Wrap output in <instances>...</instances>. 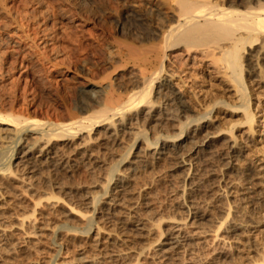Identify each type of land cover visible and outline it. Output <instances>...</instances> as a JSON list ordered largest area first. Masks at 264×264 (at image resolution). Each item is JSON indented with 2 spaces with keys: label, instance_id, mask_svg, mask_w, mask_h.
Listing matches in <instances>:
<instances>
[{
  "label": "rangeland",
  "instance_id": "374dc122",
  "mask_svg": "<svg viewBox=\"0 0 264 264\" xmlns=\"http://www.w3.org/2000/svg\"><path fill=\"white\" fill-rule=\"evenodd\" d=\"M74 1H75V3L77 5H79L80 1H82V0H74ZM74 1L73 0H63V1L62 0L61 1H59V0H25V1L24 0H0V5H1L0 6V42H2L1 44L3 45V46L1 45V47H2L3 52H5L6 55H8V57H5V58H7V60H9L8 62H14V60H16V59L18 60V64H17V66L15 67V70H14V68L12 69V67H11L12 65L4 64V62L2 60L3 57L0 56V58H2V59H0V63L2 61V64H0V69H2V67H3V70H5L7 73H10V74H4L3 77L0 74V99H1L0 100V107L1 108L2 107L5 108L4 106H7L6 107L7 109L5 108V110L11 111V110H8V108L10 109V107H12V110L16 109V111H17V110H20V109L17 108L18 106H20L19 103H21L20 107L21 108L23 107L22 109L26 108V106L28 108L31 105V103H32L31 102L32 101L31 97L33 95L32 93L30 94L28 92L31 96L27 95V93H24V92H23L24 94L21 93L22 89H21V91H19L20 88L18 89L15 86L14 82H13L14 85L11 84L13 86H10V83H12V81H13L11 79H13L14 76L17 77V75H19V73H22L25 70V69L23 70V68L20 67V65L22 63H23V66L25 64L26 65L30 64V66H32L34 68V71H36V68H37L38 69L37 70V74L42 75L41 76L42 79L41 78L40 79L43 80V78H45L47 76V79L45 78L44 81H47L46 82L47 84H50V85H52L54 87L56 83L57 84L59 83L58 81L61 78V76L65 75V73H62V72H66V70H67L66 68L71 65V60H72L71 56L72 55H70V53L72 54V52L75 51V53H76V55L78 57L79 54H77V53L80 52L81 54H83L82 56H84L85 58L89 57V59L91 58V61H92L93 57H92V50L91 49L94 47L93 45H95V47L99 46L100 45L99 41L102 42V44H105L106 40L104 39V36H103L102 32L100 31V27H99V24H98V22H99L98 20L100 18H98V17L103 15L102 9L104 7H105V9L109 8L108 5H109V2H111V1L107 2V0H103V1L100 0L101 1L100 2L98 0L99 3L97 1L96 4L94 5V7H91V6L87 5V4L85 5V3L82 1V3L80 4V6L82 5L81 8H79L80 6L76 8V4L74 3ZM104 1H106L107 4ZM68 2H69V4H68ZM102 2H104V5L102 4ZM97 4H99V5H97ZM1 7L2 8L5 7L4 8L5 11H4V9H1ZM84 8H85L86 11L84 10ZM86 8L87 9L89 8L90 10L92 9L91 12L93 14L96 12L95 15H92L90 10L88 9V11H87ZM78 9H80V13H79ZM95 9L97 11H95ZM100 9H101L102 13L100 12ZM105 9H103V11ZM1 10H3V11H1ZM92 16H96V17H93L96 20L92 19L91 18ZM94 21H95V23H93ZM126 23H127L126 27H128V28L131 27L130 26L131 25L130 21L129 22L127 21ZM17 25H23L24 28L27 27L29 32H30V34L31 35L33 34V37H32L33 41L31 40L29 42V44H32V45L35 44L34 46L30 45L32 47V49H34L35 46L37 45L36 48L34 49L35 51L34 50H32L31 52L29 51L33 57H31V58L29 57L28 59L26 58V60L21 58L24 55V54H22L23 52H20V50L17 49V47L10 45V43H12L13 40L16 39L13 36L14 35L13 31H15ZM71 26L73 28H71ZM111 26L113 28V25H111ZM70 29H72V30H70ZM93 29H94V31H93ZM88 30H91L90 33H87ZM92 32H93V34H92ZM94 32H95V34H94ZM90 36H94V38L91 39ZM117 37L119 39L121 38L120 35H117ZM34 38L36 39L35 41H34ZM75 39H77V40H75ZM93 39H94V41H93ZM95 39H97L98 41H95ZM68 40H69V42H68ZM4 42H6V43L4 44ZM77 42H79V44ZM84 42H87V43H84ZM90 42H91V44H90ZM74 43L78 44V46L76 44V49H74V47H75ZM6 44H8V47H7ZM83 44L86 45V46H84ZM65 46H67V47H65ZM71 46H72L73 49L72 48H68V47H71ZM81 46H83V47H81ZM84 47L86 49L88 47H90L91 49H89V50L85 49L86 52H84V49L81 51V49L84 48ZM37 48H38V50L40 49L39 52H38ZM29 49H31V48H29ZM56 52H58V53H56ZM178 52H179L180 56L184 55V56L180 57L182 59L179 58ZM191 52H193V53H191ZM191 52H190V55H188L187 53L182 52L183 53L182 54L180 51H177V52H175L173 54V56H171L172 58H170V60L167 61L169 63H167V72L165 73V76H164L165 79L164 78L161 79V81L165 80L166 82L164 81L162 83L160 81L161 83H157L156 86H155L156 90L154 89L153 101H157L158 103L155 102L156 103L154 105L155 107H152V108L149 107V106H148V108L144 107L143 111H141L140 113L139 112L135 113V117L133 118L131 123H133V122H134L133 124L136 123L135 124L136 126H134L132 124V126L131 125H127V126L124 125V126L121 127L120 121L117 120L116 121L117 122L116 125L118 126L120 131L118 129V131L113 132L114 131L113 127H111L112 128L111 129L109 126H105L104 130H103V128H101L100 131L98 132V135H99L100 132H102L103 137L102 136L100 137L101 134L99 135L100 138L98 137V135H96L94 133L91 135V138L94 137L97 141L93 138L94 141L91 140V141H93V142H91L90 138L88 137V135L87 134H83V135H80L78 138H76V139H74L72 141H64V142L62 141L61 142V141L53 140L49 144V143H47L46 138L42 139V137H40L41 134H31V133H29V135H26V134H28V132H26L25 135L22 134V139L23 140L19 143V145L17 144V146L15 147L12 144H14L16 142L17 137H16V133H14L15 131H14L13 127L0 124V145H1L0 146V154L5 157V155L7 153L6 156L8 157L9 156L8 154L10 153V149L13 148V147H15V152H16L15 153L16 155L11 159V161L8 160L7 157H6L7 160L5 161V159L0 155V157H1L0 158L1 159L0 167L1 166L2 167H4V166L7 167L8 165H11L12 169L15 171V172L13 171L14 175L12 174V176L8 175V173H5V176L3 175L5 178L2 176L3 172L2 171L0 172V264H126L127 262H128L127 264H135L136 262H137L136 264H163V263L164 264H182V263L183 264H192V262H195V264H199V263H201V264H203V263L204 264H218V263L222 264L221 263V259L226 264H228V263L229 264H238L240 262L243 263V264H247V263L250 264L252 261H255L256 259H258L259 256L261 257L262 255H264V247H263L264 246V211H263V209H264V79H262V77L264 76V73H262L263 75L261 73H259V71L261 72V69L259 67H258V69L256 68L257 67L256 62L255 63L252 62L256 66L252 64L253 67H255V68H254V72H253V75H252L251 78L247 75L246 69H244L245 88H246V91H247L248 95H250V97H251V98H248V100L250 99L249 100L250 101V103H249L250 105H248V104L247 105L249 107H251L250 110L253 111L252 114L254 115V121L256 120L254 122V124L252 125L253 129L250 131L249 130V128H250L249 124L245 122L246 120L243 117L244 116V113H242L243 107L240 106L241 101L237 99L238 96H239L238 95L239 93H235V90H234L235 87H232V85L229 84L230 82H228V79L226 78V75L224 73L225 71H223L222 68H221L222 70H219L220 68L216 67V65L213 67L214 64L211 61L212 59L210 60V58H208L201 51L197 50V52L196 51H191ZM198 52H200L201 54L198 53ZM35 53L36 54L38 53L37 55H38L39 59L37 58V55H35ZM86 53L88 55H86ZM89 53H90L91 57H90ZM81 54H80V56H81ZM176 54H177V58L176 59L179 58L180 60L178 59L177 61H179L180 63L177 62L176 59H175ZM185 54H187V55H185ZM44 56H46V57H44ZM188 56H189V58H188L189 60H187ZM194 56H196V60H193L195 58ZM66 57L68 59H66ZM191 57H192V59H191ZM36 58L40 61V63H39V61ZM46 58L50 59V60H48L49 63H48V61L45 63ZM69 59H70V61H69ZM43 60H45V61H43ZM173 60H175V61H173ZM182 60H184V61H182ZM185 60H187L188 64L185 63L186 62ZM32 61H33V63H32ZM52 61L55 62V65L52 64L53 63ZM67 61H69V62H67ZM170 61H172V62H170ZM63 62H64V64H63ZM66 62L68 63L69 66H66L67 65ZM170 63H171V65H170ZM176 63H178L181 66L179 67V65L176 64ZM1 65H2V67H1ZM38 66L40 67V69H39ZM53 66H55V68ZM176 66H177V68H176ZM182 66H183V68H182ZM43 67L47 68V69H44ZM169 67H171V68H169ZM8 68L10 70H8ZM53 68H54V70H53ZM174 68L176 70H174ZM215 68H216L217 71L219 70V72H216ZM217 68H219V69H217ZM11 69H12V72H11ZM42 69L45 72L42 71ZM171 69H173V70H171ZM179 69H184V70L182 71V70H179ZM185 70H186V72H185ZM133 71L134 70L131 69V70H129V72L126 73L127 76H125V78L128 77V78H126L127 80L132 78V76L137 73L136 71H134V72ZM179 71H181V72H179ZM221 71L223 72V74H222L223 76L221 75V73H222ZM41 72L42 73L44 72V73L42 74ZM58 72H60V73H58ZM171 72H173L174 74L171 73ZM176 72H179V73H176ZM182 72H184V73H182ZM255 72L258 73V74H256ZM218 73H219V75H218ZM131 74H132V76H131ZM136 75H135V77H136ZM254 75L257 78L260 77V79L259 78L257 79ZM257 75H260V76H257ZM135 77L133 76V78H132L134 81H136V79H137ZM223 77H225V78H223ZM175 78H176V80H175ZM1 80H2V83H1ZM56 80H57V82H56ZM49 81H52V84ZM5 82H6V84H5ZM184 82H186V84ZM223 82H224V84H223ZM225 82H228V83L225 84ZM248 82H249V84H248ZM3 83L5 84V86H4ZM159 84H160V87H159ZM161 84H162V86H161ZM167 86H170L171 88H168ZM180 86L181 87L183 86L182 89H181ZM12 87H13V89H12ZM14 87L17 88V89H15ZM57 87L58 86L56 85V87H54V88H57ZM178 87L182 90V91L180 90V93L178 92L179 91L177 89ZM220 87H221V89H220ZM9 89H10V92L8 93ZM157 89H160V90H157ZM170 90H172L176 94H174V95L171 94ZM11 91H13V92H11ZM157 91L161 92V93H159V92L158 93L162 94L163 96L159 95L160 97L158 98L157 97L158 96ZM175 91H177V92H175ZM236 92H237V90H236ZM165 93H166V95L168 94V96H166ZM177 93H179V94H177ZM11 95H13V96H11ZM169 95H170L171 99L169 98ZM178 95H180V96H178ZM192 95L193 96L196 95V96L193 97ZM173 97H175V98H173ZM25 98H26V101L24 102L25 103L24 105L27 104L26 106L23 105V101H24ZM27 98L30 99V101ZM193 98H194V100H193ZM196 98H197V100H196ZM9 99L11 100V103L13 102L12 104L10 103L11 105L8 103V102H10ZM160 99H162V100H160ZM219 99L221 101H219ZM166 100H167V102H166ZM174 101H178V102H175L177 107L175 106ZM181 101H182V103H180ZM213 101H216V102H213ZM4 102H6L7 104L4 103ZM17 102H19V103H17ZM163 102H165L166 104L163 103ZM185 102H186V104H185ZM213 103H215V104H213ZM161 104H163V105H161ZM183 104L185 106L187 105L188 113L190 115L185 113V112H183V107H182V106H184ZM2 105H4V106H2ZM8 105H10V107ZM170 105H171V107H168ZM209 105H212L213 107L212 106L210 107ZM173 106H174V108H176L178 110L173 109ZM225 106H227L228 108H225ZM180 107H182V109H179ZM208 107H210V108L208 109ZM1 108H0V112L2 110H4L3 108L1 110ZM167 108L168 109L170 108L171 111L168 110ZM148 109L151 110V111H149ZM207 109H208V111H207ZM5 110L3 111L4 113L6 112ZM179 110H180V113H179ZM192 110H194V111H192ZM172 111L175 113V115H174V113ZM205 111H207V113ZM204 112L208 116L204 115ZM6 113H9V112H6ZM148 113H149L150 117L148 116ZM163 113H164L165 117L163 116ZM167 113H169V114L167 115ZM182 113H184V114H182ZM201 113L205 116L204 119H203V116H202ZM196 114H198L199 116H197ZM178 116H180V117H178ZM37 117H38L37 119H40V121L42 120L41 121L42 123L44 121L46 122L48 120V118H46L45 114L42 113V112L40 114H38ZM144 117H146V118H144ZM157 117H158V119H156ZM190 117H192V118H190ZM142 118H143V120H142ZM148 118H150V119L148 120ZM179 118L181 119V122H182L181 125L183 124V126H185V129L187 128L186 129L187 131L184 130L185 133H183L182 136H181L182 127L180 126V123H179L180 119ZM166 119H168V120H166ZM176 119H177V122H176ZM195 119H197V122L193 123L192 121H196ZM138 120H139V123H138ZM160 120H162V121H160ZM242 120H245V121H242ZM142 121L144 122L145 125L143 124ZM166 121H167V123H164V125H162L163 122H166ZM189 121L192 122V123H190ZM145 122H147V123H145ZM171 122L174 123V125H173V127H170V129H169L165 125L169 124L168 125V127H169V126L172 125ZM155 123L156 124H160V125H156ZM119 124H120V126H119ZM151 124H153V125L151 126ZM141 125H144L143 126V128H144L143 131L144 132H142L140 134L138 132L142 131L140 129H143L141 127ZM153 126H155V127L152 128ZM157 126H159V127H157ZM179 126L181 127L180 128L181 131L178 128ZM232 126H234L235 128L232 127ZM129 127H132L133 130L131 128L129 129ZM135 127H137V128H135ZM145 127H146V129H145ZM147 127H148V129H147ZM155 128H157V131H155L156 130ZM159 128H160V130H159ZM164 128L168 129L170 132H168L166 134V131H168V130H165ZM207 128H210L211 131H210V129H207ZM231 128H232V132L233 133H231L229 131V129L231 130ZM9 130L10 131L12 130V131L10 132ZM145 130H147V131L145 132ZM162 130H163V132H162ZM207 130H209V131H207ZM216 130H218V131L220 130V132L216 133V132H218ZM2 131H4L3 134L1 133ZM110 131H112V133ZM124 131L125 132L129 131L128 132L129 134H127V132L125 134ZM132 131H135V132H132ZM153 131H154V133H153ZM119 132H120V134H119ZM123 132H124V134H123ZM130 132H131V135H130ZM203 132H205V133H203ZM135 133L138 134L139 136L138 135L136 136ZM112 134H114L113 135L114 137L112 136ZM154 134L156 135V137H155ZM205 134L208 135V138H205ZM85 135H87V136H85ZM107 135H109L110 137L107 136ZM121 135H122V138L124 137L123 139H121ZM123 135H125V136H123ZM179 135H180V137H179ZM82 136L83 137L85 136V137L83 138ZM127 136L128 137L134 136V137L127 138ZM152 136H154L155 138L152 137ZM157 136H159V138ZM199 136H201V137L198 139ZM232 136H233V139L231 141ZM195 137H196V139H195ZM202 137H203V139H202ZM31 138H33V139H31ZM36 138H38V140ZM102 138H104L105 140L102 139ZM109 138L112 141H110ZM114 138H116V139H114ZM151 138H153L154 140H156V138H158L159 142L157 144H155V141L153 139H151ZM87 139H88L89 143L90 142L92 143V144L90 143L91 145L88 144ZM130 139H132V140H130ZM142 139H144V140H142ZM146 139H147V141H145ZM114 140L116 141V143H115ZM120 140H123V141H120ZM193 140H197L199 142V144H198V142H196V141L194 142ZM222 140H224V141H222ZM226 140H229V141H228V143L225 144L226 145V147H225L224 146V142H226ZM141 141H142V144H141ZM143 141L146 142V143H144ZM104 142H105V144H104ZM108 142L112 143V144H109ZM147 142L151 143L152 147L151 146L150 147L146 146ZM163 142H165V143H163ZM85 143H87L88 145L86 144L87 145L86 146ZM95 143H97V145ZM123 143H124V146H123ZM195 143H197V145ZM218 143L221 144V145H218ZM117 144H118V146H117ZM162 144H164V145H162ZM110 145L112 146V148H109V147H111ZM120 145L125 147V148H121ZM126 145H127V149H126ZM142 145H144V146H142ZM191 145H193L195 147H193ZM131 146H133L132 147L133 149L130 148ZM214 146H216L217 148L214 147ZM144 147H149V148H145V150H144ZM189 147H190V149H187ZM218 147L222 151L220 149H218ZM62 148L65 149V151H63ZM87 148H89V149H87ZM114 148L117 149L116 153L118 155L115 154L116 149H114ZM70 149H72L73 151L70 150ZM95 149L99 150V151H96ZM112 149H113V151H112ZM138 149L139 150L141 149L140 153H139ZM181 149H183V151ZM191 149H192V151H191ZM197 149H198V151H197ZM213 149L215 150V152H213L214 151ZM61 150H62V152H61ZM68 150L70 152H68ZM94 150H95V152H94ZM123 150H124V152H123ZM83 151L84 152L86 151V153H84ZM173 151H175V152H173ZM188 151H189V153L187 154ZM225 151H228V152L225 153ZM60 152L62 153L63 156L61 155ZM65 152L67 154L69 153L68 155L70 157L69 156L65 157L64 156L66 154ZM90 152H91V155L93 154L96 157L91 156ZM104 152H106L107 154L105 153L103 155ZM109 152L111 154H108ZM184 152H185L186 155H183ZM211 152H213V153H211ZM3 153H5V154H3ZM94 153L97 154V155H95ZM98 153H100V154H98ZM128 153H130V156H129ZM181 153H183L182 156L180 155ZM216 153L218 154L219 158H218ZM224 153L226 155H224ZM127 154H128V156H127ZM221 154H222V156H221ZM235 154L238 156V160H237V158H236L237 156ZM106 155L108 157L110 156L109 157L110 159ZM135 155H136V157H135ZM141 155L143 157H141ZM230 155H232V156H230ZM234 155H235V157H234ZM239 155H240V157H239ZM165 156L166 157L168 156L167 157L168 161H167ZM191 156L192 157L196 156L197 159L196 158H192ZM212 156H213V158H211ZM226 156H228L229 158L228 157L226 158ZM103 157L106 158V159H104ZM126 157H128V158L126 159ZM171 157H172V159L169 161V158H171ZM215 157H217L219 160L220 159H222V160L219 161V160H217V158L215 159ZM187 158H189V159H187ZM191 158H192L193 161L191 160ZM209 158H211L212 160H209ZM233 158H235L236 161ZM239 158H241V159H239ZM80 159H82L84 162L80 161ZM97 159H99V161ZM180 159H182V160H180ZM213 159L215 161H213ZM85 160H86V163H85ZM121 160H123V161L121 162ZM216 160L218 162H216ZM106 161H109V162L106 163ZM135 161H137V163H135ZM177 161H179V162H177ZM197 161H199L200 163L197 162ZM147 162H148V164H145ZM168 162H173V163H168ZM215 162L218 165H216ZM221 162L223 163L224 166L222 165L221 168H220L219 165L222 164ZM140 163H141V169H139L140 168ZM160 163H162V164H160ZM176 163H177V165H176ZM203 163H204V165H203ZM114 164H115V166H114ZM157 164H159V165H157ZM170 164H171V166H170ZM201 164H202V166H201ZM72 165H75L74 167L76 169H77L78 165H79L78 169L82 168V167H80L82 165H83L84 168L86 167L85 168V170H86V175H85L86 179H84V180H85V182H88L89 181L88 178H90L91 182H88V185H86V183L83 182L84 180L82 178L80 179V177L78 178L79 180H77L79 182H76V180H74V179L71 180L72 177H70V176H71L73 170L75 169V168H73ZM104 165L105 166L108 165V166H106V168H103V167H105ZM173 165L175 167H173ZM96 166H98L100 168L97 169ZM116 166H118V168ZM162 166H164V167H162ZM168 166L170 168L171 167H173V168H171V169L169 168L170 169L169 170L167 168ZM207 166H208V168H207ZM111 167H116L117 170L114 173L115 176H114L113 180L110 183H107L108 182V177L105 175V174H107V172L105 173V171H107L108 168L111 169ZM127 167H128V169H126ZM199 167L200 168L202 167L203 169L201 168L200 171H199V169H198ZM215 167L216 168L219 167V168L216 169ZM42 168H43V171H42ZM89 168H90V170H88ZM129 168H130V171L128 172ZM179 168H180V170H179ZM187 168H188V170H187ZM58 169H59V171H58ZM100 169H101V171L99 173ZM121 169H123V171H120ZM138 169L140 170V172H139ZM144 169H145V172L143 171ZM213 169H215V171ZM150 170H153L154 172L155 171L156 172L152 173L153 171H151V173H152L151 174ZM196 170L199 171V172H197ZM201 170H202V172H201ZM212 170L214 172H216V173L213 174ZM219 170H220V173H219ZM237 170H239L240 173ZM48 171H50V172H48ZM159 171H161L162 173L159 172ZM184 171H185V173H184ZM192 171H194L195 173L192 172ZM210 171H212V174H210L211 173ZM47 172H48L49 175L47 174ZM118 172H119V174H117ZM178 172H179V175H180V179L177 180V178H179ZM180 172H182L184 174H182ZM186 172H188V173H186ZM217 172L219 173V175L217 174ZM228 172L232 173L233 175L232 174L230 175V173L228 174ZM51 173H53V174H51ZM142 173L145 175V177L143 176ZM172 173H173V175H172ZM189 173H191L190 177H189ZM196 173H198V176H197ZM200 173H202L204 175V177L207 176L208 178L207 177L204 178L203 175H201ZM226 173L228 175H226ZM241 173H242L243 176H241ZM50 174L52 175V177H51ZM153 174H155V175H153ZM215 174L217 176H215ZM249 174H250V176H249ZM46 175L50 176L51 179L55 178L54 181L52 182V180ZM55 175H56V177H55ZM148 175H149V178H148ZM182 175L183 176L185 175L184 176L185 179H184V177ZM208 175H210V176H208ZM245 175H246V178H245ZM255 175H257V176H255ZM101 176H103L104 179ZM129 176H130V178H129ZM137 176H140L139 179L142 178V181L139 180ZM154 176L155 177L157 176V177L155 178ZM176 176H177V178H176ZM192 176H193V179H192ZM226 176H228L230 179L228 177H226ZM233 176H236V178L233 177ZM168 177L170 178V180H169ZM194 177H196V178H194ZM215 177H217V178H215ZM98 178H99V180H97ZM166 178H167V180H166ZM63 179H65V180L67 179L66 181L68 182V184L70 182L72 183L73 181H75V182L72 183L73 185H71V183H70V185L72 186L71 187V186H68L66 181L61 182V181H63ZM134 179H135V181L137 179V181L135 182ZM148 179H149V181H148ZM154 179L155 180L157 179V181H155ZM171 179H173V180H171ZM174 179L176 181H178L179 183L176 182ZM195 179H197V180L194 181ZM231 179H233V180L235 179V180L233 181ZM151 180H152V182H151ZM201 180H202V182H201ZM237 180H238V182H237ZM239 180H241L242 182L239 181ZM96 181H98V182H96ZM159 181H162V182L159 183ZM218 181H219V183H216ZM44 182H46V183L44 184ZM93 182H94L95 185H93V184L91 185L90 184V183H93ZM117 182L120 185H118ZM148 182H149V184H148ZM173 182H174V184H173ZM181 182H183L184 184L181 183ZM189 182H190L192 187L189 186L190 185ZM207 182L208 183L210 182L209 183L210 185ZM211 182H215V183H213L214 185ZM99 183H101V184H99ZM103 183H105V184H103ZM136 183H138V185ZM155 183H157V184L154 185ZM170 183H172V185ZM204 183L207 184V185H205ZM78 184H80L79 187H78ZM83 184H85V185H83ZM145 184H146V186H145ZM162 184H164V185H162ZM200 184L201 185L203 184V185L201 186ZM44 185H46V186H44ZM49 185H51L52 187L51 186L49 187ZM101 185H103V186H101ZM148 185H150V186L152 185V186L150 187ZM193 185L194 186L197 185V187H194ZM199 185L201 186L200 187L201 189H199V191L202 192V193L199 192V196L202 195L201 197H197L196 193L194 192V190H197L199 188L198 187ZM225 185H228V186H225ZM135 186H139V187H135ZM141 186H143V188ZM174 186H176V187H174ZM204 186H206V188H204ZM76 187H78V188H76ZM102 187L104 189H102ZM133 187L136 188L137 192H136V190ZM152 187H154V188H152ZM173 187L175 189H173ZM202 187H203V189H202ZM223 187H225V188L223 189ZM44 188L47 189V190L45 191ZM49 188H50V190H48ZM70 188H72V189H70ZM123 188H125L126 191ZM166 188H167V190H166ZM217 188H218V191H217ZM117 189L119 190V193H118ZM129 189H131V190H129ZM132 189H134V191ZM171 189L173 191H171ZM189 189H191V190H189ZM127 190L129 192H131L134 195L135 198L133 197V195L131 193H129V192L127 193ZM149 190L150 191L152 190V191L150 192ZM158 190H159V192H157ZM168 190L170 192H168ZM188 190H189V192H188ZM24 191H26V193ZM52 191H53V193H55V192L56 193L53 194ZM94 191H95V193H94ZM113 191L115 193L117 192L118 194H115ZM147 191H149V192H147ZM184 191H186L185 194H183ZM145 192H146L147 195L145 194ZM155 192H157V193H155ZM172 192H173V194H172ZM91 193L96 194V198H98V199L96 200L95 195L91 194ZM122 193L127 195V196L122 195ZM48 194H50V195H48ZM58 194H59V196H58ZM113 194H115V195H113ZM155 194H156V196H155ZM161 194H163V195H161ZM176 194H178V196ZM189 194H191V195H189ZM213 194H214V196H213ZM42 195L44 197H41ZM45 195H47V196H45ZM62 195H64V196H62ZM157 195H161V196H157ZM169 195H170V197H169ZM184 195H185V197H184ZM193 195H195L196 198H194ZM61 196H62V198H60ZM115 196L118 197V198H116ZM120 196H121L122 199L120 198ZM138 196H139V198H138ZM130 197L131 198L133 197V201H131L132 199ZM140 197L142 198V202L140 200L141 199ZM149 197L150 198L153 197L152 198L153 200L150 199ZM204 197H206V198H204ZM114 198H116V200H114ZM92 199H94L96 201H94ZM135 199H137L138 201L135 200ZM156 199H157V201H156ZM161 199H162L163 202L161 201ZM165 199H167V203L168 204L166 203ZM180 199H181V201H180ZM121 200H123V201H121ZM147 200H148V202H147ZM203 200L205 201V203L203 202ZM218 200L219 201L221 200V201L219 202ZM143 201H146V202H143ZM122 202H124V203H122ZM131 202H133V203H131ZM194 202L197 203L198 205L195 204ZM209 202H210V204H208ZM118 203H120V204H118ZM122 204H124V205H122ZM132 204L135 205V206H133ZM74 205H76V206L78 205L80 207L78 208V206L76 207ZM139 205H142V206H139ZM145 205H146V207H145ZM166 205H168V206H166ZM194 205H196V206H194ZM203 205H205V206H203ZM223 205H224V207H225V205H226V207L227 206H230V207H227L228 209L227 208L224 209ZM177 206H178V208H176ZM217 206H218V209H217ZM72 207H74V208H72ZM81 207H83V209ZM98 207H100L101 209L98 208ZM112 207L114 209H112ZM132 207H134V208H132ZM136 207H137V209H136ZM160 207H161V209H163V212H162V210H159ZM180 207H181V209H180ZM202 207H204V208H202ZM107 208L109 210H106ZM116 208H118V209H116ZM127 208L128 209L130 208V209L128 210ZM138 208H139V210H138ZM140 208H141V210H140ZM174 208L177 211H179V213L181 215H182L181 212H183L182 216L184 218L182 216H179L178 215L179 213L176 214L177 211L174 212V210H172ZM187 208H190V212H191L190 215H189V213L187 211ZM96 209H97V211H96ZM143 209H144L145 212L143 211ZM219 209H220L221 213L218 212ZM222 209H223L224 212L222 211ZM260 209H262V210L260 211ZM115 210L116 211L119 210V211H117L118 213L115 212ZM134 210H136V211H134ZM228 210H229V212H228ZM104 211L105 212L107 211V212L105 213ZM140 211L141 212L143 211V212L140 213ZM157 211L160 212V214ZM192 211L194 213L196 211V213L194 214ZM124 212L127 213L125 216H124V214H125ZM170 212H173V215L176 218ZM184 212H185V214H184ZM215 212H216V214H215ZM217 212H218L219 216H218ZM237 212H240V213H237ZM25 213H27V214H25ZM121 213H123V214H121ZM138 213H139V215H138ZM205 213H208L209 215H207ZM229 213H232V214H230L231 217L228 216V218L224 221V225H223V226H225L224 229L222 227L220 229V231L218 232V234L215 235V232H213L212 229H214V227H216V226L219 227L220 226V221H221L220 217L222 215H224V217H227V214H229ZM250 213H255V214H250ZM103 214H105L106 216L110 217L111 220H110V218L108 219V217H106ZM120 214H121V216H120ZM140 214H142V215H140ZM162 214H165V215H162ZM167 214H169V215H167ZM122 215H123V217H122ZM212 215H214V216L212 217ZM255 215H258V216H255ZM28 216H31V218L30 217L28 218ZM127 216L128 217L130 216L129 217L130 221H128V219H127L128 217ZM162 216H163V218H162ZM171 216H173V217H171ZM177 216L179 218H177ZM201 216H204V218H205V221L203 223H204V225H208V228L205 226L207 229L204 226H200V223H199L200 219L199 218ZM253 216H254V218H252ZM104 217H106V218H104ZM117 217L119 219H117ZM167 217H169V218H167ZM233 217L235 218V220H234ZM242 217H243V219H242ZM88 218H92V222H93V224H92L93 226L91 227V230L89 231L90 233H87V235H89V236H87L86 233L84 235V232H86L88 230L86 228H89V227L84 225V224L89 222ZM164 218H166V219H164ZM197 218H198V220H195ZM231 218H233V220ZM82 219H83L84 222L82 221ZM137 219H138V222H136ZM154 219H155V221H154ZM119 220H120V222H117ZM214 220H216V221L214 222ZM227 220H228V222H230L229 224L227 223ZM243 220H245V221H243ZM247 220H248V222H247ZM90 221H91V219H90ZM144 221L147 222V223L144 224L145 223ZM123 222H124L125 225L122 224ZM154 222H156V223H154ZM192 222H193V224H195L196 222L197 223L195 225H193ZM225 222L227 224H225ZM244 222H247L248 224L244 223ZM249 222H251V223H249ZM73 223H75V225ZM76 223H78L79 226L81 225L80 226L81 228L79 226H77ZM210 223H215L216 226L214 224H210ZM155 224H156V227L154 226ZM184 224H186L185 225L186 227L184 226ZM188 224H189V226H188ZM209 224L212 225V226H210ZM82 225L85 226V227H82ZM118 225H119L120 228L118 227ZM102 226L104 227V229H103ZM139 226H141L144 229L140 228ZM226 226H227V228H226ZM96 227H98V229ZM124 227L125 228L127 227L126 230L128 232L125 230ZM136 227H137V229H136ZM157 227H159V229ZM201 227L202 228L204 227L205 232H204V229H202ZM100 228H101V230H100ZM73 229H74V231H73ZM82 229L84 231H82ZM108 229H110L111 231L110 230L107 231ZM131 229L132 230L134 229L133 230L134 233H133V231ZM157 229L159 230V232L157 231ZM210 229H211V231H210ZM228 229L230 231L229 234L231 235V237L228 234ZM236 229H237V231H236ZM123 230L125 231V233H124ZM200 230H202L201 232H203V233H201ZM225 230L227 231L226 233H225ZM162 231H163V234H162ZM207 231H208V233H207ZM129 232H130V234L135 235V236L129 235ZM109 234H112V235L109 236ZM220 234H222L223 237L225 235V239L221 238L222 236H220ZM124 235H127L128 237L124 236ZM228 236H229V239H228ZM215 237H216V241L214 242V244H215L214 245L213 242H212L213 240H211V239H213ZM124 238L127 239V240L125 241ZM113 239L114 240L117 239V240L114 241ZM112 242H114V244H116V245H114ZM189 243H190V245H189ZM206 243H208V245ZM217 243L219 244V246H218ZM204 244H206L205 245L206 247L204 246ZM231 244L233 246H231ZM125 245L129 246V247H125ZM211 245L212 246L214 245L215 249L213 248L214 246L212 247ZM259 245H261V246H259ZM115 246H118V247L115 248ZM130 246L133 247V248H131ZM181 246H182V248H181ZM191 246H192V248H191ZM196 246L198 247V249H197L198 251H196V248H197ZM202 246H204V249H206V250H203V251H206L207 253H209V255L211 254L210 255L211 258H210V256H208L209 259L208 258H204V257H206L204 255L202 257L200 256V253H198V252H200L199 250H200V247H202ZM216 246H218V247H216ZM121 248H123V249H121ZM148 248H149V250H148ZM209 248H211V249L209 250ZM112 249H113V251H112ZM182 249H183V252H182ZM121 250H123V251L120 252ZM180 250H181V253H180ZM185 250H187L188 253H187V251L185 252ZM192 250H194V251H192ZM257 250H260V251H257ZM189 251H192V253H190ZM211 251L213 253H211ZM261 251L263 252V254H262ZM143 252L145 254H143ZM257 252L259 253V255H257L258 254ZM114 253H117V254H114ZM185 253H186L187 257H185L186 256V255H184ZM189 253L191 254V256H190ZM192 254H193V256H192ZM194 256H196V257L193 258V260H192V257H194ZM188 257H190V258H188ZM238 257H240V258L237 260ZM241 257H243V259ZM167 258H168V260H167ZM201 258L202 259L204 258V259L202 260ZM215 258H217V259H215ZM178 259H180L181 261L178 260ZM197 259H198V261H197ZM205 259H208V260H205ZM229 259H230V261H229ZM233 259H236V260L234 261ZM135 260H136V262H135ZM182 260H183V262H182ZM184 260H185L186 263L184 262ZM190 260L192 262H190ZM201 260H202V262H201ZM216 260H218L219 262L216 261ZM211 261H213V262L216 261V262H214V263L212 262L211 263Z\"/></svg>",
  "mask_w": 264,
  "mask_h": 264
},
{
  "label": "bare ground",
  "instance_id": "6f19581e",
  "mask_svg": "<svg viewBox=\"0 0 264 264\" xmlns=\"http://www.w3.org/2000/svg\"><path fill=\"white\" fill-rule=\"evenodd\" d=\"M25 1V0H24ZM59 1H61V0H59ZM63 1V0H62ZM74 1V0H73ZM84 3H85V5L87 4V5H89V6H91V7H94V5L96 4V2L98 1V0H82ZM82 1H80V3H79V5H77L76 3H75V1H74V3L76 4V8L77 7H79L80 6V4L82 3ZM100 1V0H99ZM99 1H98V3H99ZM103 1V0H102ZM108 1H111V2H109V8H107V9H105V7L103 8V9H105L104 11H103V9H102V12H103V15L102 16H99L98 18H100L97 22H98V24H99V27H100V31L102 32V34H103V36H104V39L106 40V42H105V44H102V42H100L99 41V43H100V45L99 46H97V47H95V45H93L94 47L91 49L90 47H88L87 49L89 50V49H91L92 50V57H93V60L91 61V58L89 59V57L88 58H85L84 56H82L83 54H81L80 52H78L77 54H79V56H80V54H81V56L79 57H77V55H76V53H75V51L74 52H72V54L70 53V55H72L70 58L72 59L71 60V65L69 66L68 65V63L67 62H69L70 61V59H69V61H67L66 63H67V65L66 66H69V67H67L66 69V72H62V73H65V75H62L61 76V78L59 79V83L57 84H55V86L54 87H56V85L58 86L57 88H54L52 85H50V84H47L46 82L47 81H44V79L46 78L47 79V76L45 77V78H43V80H41L42 78H41V76L42 75H39V74H37V68H36V71H34V68L32 67V66H30V64H25L24 66H23V63L20 65V67H22L23 68V72L22 73H19V75H17V77H15L14 76V78L13 79H11V80H13L12 81V83H10V86H13L14 84H15V86L19 89L20 88V90L19 91H21V89H22V91H21V93H27V95H30L31 93L33 94L32 95V97H31V99H32V103H31V105L27 108V104L26 105H24L25 103V101H26V98L24 99V101H23V105L24 106H26V108H24V109H22L20 106H21V103H19V102H17V103H19L20 104V106H18L17 108L18 109H20V110H17L16 111V109H14V110H12V107H10V105L13 103H11V100H10V102H8L10 105H8L9 107H10V109L8 108V110H11V111H7V110H5V108L7 107V106H4L5 104L4 103H6V102H4L3 104L4 105H2V106H4L5 108H3L6 112H9V113H4L3 111L4 110H2V108H1V112H0V124H2V125H7V126H10V127H13V129H14V133H16V137H17V140H16V142L14 143V144H12V145H14L15 147L17 146V144L19 145V143L23 140L22 139V134L23 135H25L26 134V132H28V134H26V135H29V133H31V134H41V136L40 137H42V139L43 138H46V140H47V143H49L50 144V142L51 141H53V140H57V141H72V140H74V139H76V138H78L80 135H83V134H87L88 135V137L90 138V141L91 140H93L94 141V139L93 138H91V135L94 133V134H96V135H98V132L100 131V129L101 128H103V130H104V127L105 126H109L110 128L111 127H113V129H114V131L113 132H116V131H118V126L116 125V121L118 120V121H120V124H121V127L122 126H124V125H131L132 126V124L134 123H131L132 122V120H133V118L135 117V113H137V112H141V111H143V109H144V107L146 108H148V106L149 107H155L154 105L156 104L155 102H157V101H153V94H154V89H155V86H156V84L157 83H163L165 80H163V81H161V79H163L164 78V76H165V73L167 72V63H169V62H167V61H169L170 60V58H172L171 56H173V54L175 53V52H177V51H180L181 53L182 52H184V53H187L188 55H190V52L191 51H196L197 52V50L198 51H201L202 53H204L208 58H210V60L212 61V63L214 64L213 65V67L216 65V67H219V68H217V69H219V70H222L223 69V71H225L224 73H225V75H226V78L228 79V82H230L229 84L230 85H232V87H235L234 88V90H235V93H239L238 95L240 96H238V100H240L241 101V104H240V106L241 107H243V111H242V113H244V118H245V120H242V121H245L246 123H248L249 124V130L251 131L253 128V124H254V122L256 121H254V115L252 114L253 113V111L252 110H250V108L251 107H249L248 105H250L249 103H250V99L248 100V98H251L250 97V95H248V93H247V91H246V88H245V82H244V69H246V71H247V75L251 78L252 77V75H253V72H254V68L255 67H253V65H255V64H253L252 62H256V64H257V69H258V67L261 69V72L259 71V73H264V0H107V2ZM40 2V1H39ZM79 2V1H78ZM101 2V1H100ZM105 3H106V1H104ZM104 2H102V4L104 5ZM4 3V2H3ZM38 4V3H37ZM43 4V3H42ZM61 4V3H60ZM68 4H69V2H68ZM67 4V5H68ZM107 4V3H106ZM5 5V4H4ZM3 5V6H4ZM40 5V4H39ZM73 5V4H72ZM84 5V6H85ZM97 5H99V4H97ZM117 5V6H116ZM1 6V5H0ZM37 6V5H36ZM75 6V5H74ZM82 6V5H81ZM81 6L79 7V8H81ZM101 6V5H100ZM107 6V5H106ZM6 7V6H5ZM5 7H1V9H4ZM39 7V6H38ZM71 7V6H70ZM73 7V6H72ZM97 7V6H96ZM65 8V7H64ZM67 8V7H66ZM75 8V7H74ZM40 9V8H39ZM43 9V8H42ZM87 9V8H86ZM89 9V8H88ZM88 9H87V11H88ZM79 10V13H80V9H78ZM82 10V9H81ZM84 10H85V8H84ZM90 10V9H89ZM92 10V9H91ZM91 10H90V12H91ZM1 11H3V10H1ZM4 11H5V9H4ZM86 11V10H85ZM95 11H97L96 9H95ZM68 12V11H67ZM83 12V11H82ZM81 12V13H82ZM100 12H101V9H100ZM101 12V13H102ZM86 13V12H85ZM84 13V14H85ZM96 13V12H95ZM95 13L93 14L92 12H91V14L92 15H95ZM6 14V13H5ZM87 14V13H86ZM7 15V14H6ZM47 15V14H46ZM64 16V15H63ZM88 16V15H87ZM97 16V15H96ZM96 16H92L91 18L92 19H95V18H93V17H96ZM26 17V16H25ZM67 17V16H66ZM83 17V16H82ZM28 18V17H27ZM46 18V17H45ZM44 18V19H45ZM50 18V17H49ZM48 19V18H47ZM90 19V18H89ZM91 19V20H92ZM90 20V21H91ZM96 20V19H95ZM9 21V20H8ZM27 21V20H26ZM89 21V22H90ZM93 21V20H92ZM131 22V27H126V22ZM22 23V22H21ZM71 23V22H70ZM93 23H95V21L93 22ZM12 24V23H11ZM84 25V24H83ZM111 25H113V28H112V26ZM78 26V25H77ZM5 27V26H4ZM79 27V26H78ZM7 28V27H6ZM71 28H73L72 26H71ZM95 29V28H94ZM94 29H93V31H94ZM98 29V28H97ZM70 30H72V29H70ZM90 31L91 30H88V32L87 33H90ZM96 31V30H95ZM14 32V37L16 38L15 40H13V42L12 43H10V45H12V46H15V47H17V49H19L20 50V52H23L22 54H24L21 58L22 59H25L26 60V58L28 59L29 57L31 58V57H33L32 55H31V51L32 50H34L35 48H36V46H35V48L34 49H32V47L31 46H34V45H32V44H29V42L32 40V37H33V34L31 35L30 34V32H29V30H28V28L26 27V28H24V26L23 25H17L16 26V29H15V31H13ZM42 32V31H41ZM44 32V31H43ZM47 32V31H46ZM71 32V31H70ZM78 32V31H77ZM98 33V32H97ZM70 34V33H69ZM92 34H93V32H92ZM94 34H95V32H94ZM101 34V35H102ZM75 35V34H74ZM117 35H120L121 36V38L119 39L118 37H117ZM40 36V35H39ZM8 37V36H7ZM38 37V36H37ZM71 37V36H70ZM88 37V36H87ZM91 37V39L92 38H94V36H90ZM97 37V36H96ZM102 37V36H101ZM72 38V37H71ZM80 38V37H79ZM86 38V37H85ZM89 38V37H88ZM98 38V37H97ZM103 38V37H102ZM42 39V38H41ZM101 39V38H100ZM99 39V40H100ZM36 39L34 38V41H35ZM75 40H77V39H75ZM33 41V40H32ZM73 41V40H72ZM83 41V40H82ZM88 41V40H87ZM93 41H94V39H93ZM95 41H98L97 39H95ZM41 42V41H40ZM39 42V43H40ZM49 42V41H48ZM68 42H69V40H68ZM74 42V41H73ZM76 42V41H75ZM92 42V41H91ZM91 42H90V44H91ZM2 42H0V56L1 57H3V59L2 58H0V59H2L3 60V62H4V64H9V65H12L11 67H12V69L14 68V70H15V67L17 66V64H18V60L16 59V60H14V62H8L9 60H7V58H5V57H8V55H6V53L5 52H3V50H2V47H1V44ZM6 42H4V44H5ZM32 43V42H31ZM36 43V42H35ZM78 44H79V42H77ZM76 43V44H77ZM84 43H87V42H84ZM93 43V42H92ZM98 43V44H99ZM104 43V42H103ZM29 44V45H28ZM49 44V43H48ZM76 44L74 43V45H75V47H74V49H76ZM78 44H77V46H78ZM89 44V43H88ZM96 44V43H95ZM102 44V45H101ZM7 45V47H8V44H6ZM31 45V46H30ZM47 45V44H46ZM84 45V44H83ZM3 46V45H2ZM49 46V45H48ZM69 46V45H68ZM72 46L71 47H68V48H72ZM84 46H86V45H84ZM89 46V45H88ZM44 47V46H43ZM65 47H67V46H65ZM81 47H83V46H81ZM29 48H31V49H29ZM41 48V47H40ZM53 48V47H52ZM58 48V47H57ZM73 49V48H72ZM71 49V50H72ZM84 49V52H86L85 51V47L84 48H82L81 49V51ZM86 49V50H87ZM7 50V49H6ZM37 50H38V48H37ZM40 50V49H39ZM39 50H38V52H39ZM47 50V49H46ZM70 50V49H69ZM68 50V51H69ZM78 50V49H77ZM30 51V52H29ZM35 51V50H34ZM33 51V52H34ZM32 52V53H33ZM63 52V51H62ZM91 52V51H90ZM43 53V52H42ZM41 53V54H42ZM46 53V52H45ZM44 53V54H45ZM56 53H58V52H56ZM67 53V52H66ZM180 53V54H181ZM191 53H193V52H191ZM198 53H200V52H198ZM38 54V53H37ZM36 53H35V55H37ZM43 54V55H44ZM50 54V53H49ZM183 54V53H182ZM187 54H185V55H187ZM201 54V53H200ZM47 55V54H46ZM55 55V54H54ZM60 55V54H59ZM85 55V54H84ZM86 55H88L87 53H86ZM89 55H90V53H89ZM178 55H179V52H178ZM17 56V55H16ZM15 56V57H16ZM64 56V55H63ZM67 56V57H68ZM182 56H184V55H182ZM182 56H180L179 55V58L180 57H182ZM41 57V56H40ZM44 57H46V56H44ZM66 57V59H68ZM90 57H91V55H90ZM195 58L193 59V60H196V56H194ZM37 58L39 59V57H38V55H37ZM36 58V59H37ZM42 58V57H41ZM49 58V57H48ZM64 58V57H63ZM177 58V54H176V57H175V59ZM178 58V59H179ZM189 58V56L187 57V60H189L188 59ZM207 58V59H208ZM9 59V58H8ZM37 59V60H38ZM45 59V58H44ZM65 59V60H66ZM178 59H176V61L178 60ZM180 59H182V58H180ZM179 59V60H180ZM191 59H192V57H191ZM31 60V59H30ZM48 60H50V59H47L46 58V61L45 60H43V61H45V63L48 61ZM59 60V59H58ZM172 60V59H171ZM187 60H185L186 62V64H188L187 63ZM209 60V59H208ZM20 61V60H19ZM24 61V60H23ZM36 61V60H35ZM39 61V60H38ZM173 61H175V60H173ZM182 61H184V60H182ZM181 61V62H182ZM53 62V61H52ZM170 62H172V61H170ZM177 62H179V61H177ZM193 62V61H192ZM195 62V61H194ZM32 63H33V61H32ZM39 63H40V61H39ZM48 63H49V61H48ZM57 63V62H56ZM65 63V64H66ZM180 63V62H179ZM210 63V62H209ZM0 64H2V61H1V63ZM35 64V63H34ZM33 64V65H34ZM43 64V63H42ZM41 64V65H42ZM53 65H55V62H53L52 63ZM61 64V63H60ZM63 64H64V62H63ZM62 64V65H63ZM176 64H178V63H176ZM182 64V63H181ZM211 64V63H210ZM253 64V65H252ZM49 65V64H48ZM169 65V64H168ZM170 65H171V63H170ZM173 65V64H172ZM179 65V64H178ZM6 66V65H5ZM19 66V65H18ZM43 66V65H42ZM181 65H179V67H180ZM185 66V65H184ZM190 66V65H189ZM193 66V65H192ZM256 66V65H255ZM1 67H2V65H1ZM10 67V66H9ZM36 67V66H35ZM39 67V66H38ZM45 67V66H44ZM43 67V68H44ZM47 67V66H46ZM54 68H55V66H53ZM175 67V66H174ZM187 67V66H186ZM212 67V66H211ZM212 67V68H213ZM52 68V67H51ZM54 68H53V70H54ZM169 68H171V67H169ZM173 68V67H172ZM176 68H177V66H176ZM182 68H183V66H182ZM222 68V69H221ZM12 69H11V72H12ZM21 69V68H20ZM39 69H40V67H39ZM44 69H47V68H44ZM59 69V68H58ZM131 69H133L134 71H136L137 73V75H136V77H135V75H133L135 78H137L136 79V81H134L132 78H133V76H132V74H131V76H132V78H130V79H126V78H128V77H126L125 78V76H127L126 75V73L127 72H129V70H131ZM8 70H10L9 68H8ZM13 70V71H14ZM51 70V69H50ZM64 70V69H63ZM170 70V69H169ZM168 70V71H169ZM171 70H173V69H171ZM174 70H176L175 68H174ZM179 70H184V69H179ZM219 70L217 71L216 70V68H215V71L216 72H219ZM256 70V69H255ZM42 71H44L43 69H42ZM133 71V72H134ZM195 71V70H194ZM45 72V71H44ZM43 72V73H44ZM47 72V71H46ZM132 72V73H133ZM179 72H181V71H179ZM179 72H176V73H179ZM185 72H186V70H185ZM215 72V73H216ZM222 72V71H221ZM258 72V71H257ZM42 73V72H41ZM42 73V74H43ZM58 73H60V72H58ZM61 73V74H62ZM171 73H173V72H171ZM175 73V74H176ZM182 73H184V72H182ZM256 73V72H255ZM0 74H1V76L3 77V75L4 74H10V73H7L5 70H3V67H2V69H0ZM130 74V73H129ZM174 74V73H173ZM181 74V73H180ZM179 74V75H180ZM200 74V73H199ZM223 74V72L221 73V75ZM256 74H258V73H256ZM13 75V74H12ZM47 75V74H46ZM218 75H219V73H218ZM224 75V76H225ZM263 75V74H262ZM178 76V75H177ZM181 76V75H180ZM199 76V75H198ZM223 76V75H222ZM228 76V77H227ZM255 76V75H254ZM257 76H260V75H257ZM6 77V76H5ZM44 77V76H43ZM130 77V76H129ZM248 77V78H249ZM256 77V76H255ZM264 77V76H263ZM262 77V79H264ZM41 78V79H40ZM223 78H225V77H223ZM257 78V77H256ZM259 79H260V77H258ZM257 78V79H258ZM54 79V78H53ZM165 79V78H164ZM170 79V78H169ZM183 79V78H182ZM226 79V80H227ZM246 79V78H245ZM55 80V79H54ZM167 80V79H166ZM175 80H176V78H175ZM185 80V79H184ZM249 80V79H248ZM251 80V79H250ZM4 81V80H3ZM10 81V80H9ZM161 81V82H160ZM225 81V80H224ZM246 81V80H245ZM262 81V80H261ZM13 82H14V84H13ZM49 82H51V84H52V81H49ZM48 82V83H49ZM56 82H57V80H56ZM166 82V81H165ZM168 82V81H167ZM228 82H225V84L226 83H228ZM1 83H2V80H1ZM170 83V82H169ZM185 84H186V82H184ZM258 83V82H257ZM4 84V83H3ZM5 84H6V82H5ZM5 84H4V86H5ZM11 84H13V85H11ZM179 84V83H178ZM183 84V83H182ZM223 84H224V82H223ZM248 84H249V82H248ZM247 84V85H248ZM170 85V84H169ZM174 85V84H173ZM181 85V84H180ZM9 86V87H10ZM161 86H162V84H161ZM179 86V85H178ZM228 86V85H227ZM159 87H160V84H159ZM165 87V86H164ZM168 88H171L170 86H167ZM181 87V86H180ZM183 87V86H182ZM182 87H181V89H182ZM249 87V86H248ZM7 88V87H6ZM15 88V87H14ZM17 88H15V89H17ZM162 88V87H161ZM176 88V87H175ZM12 89H13V87H12ZM11 89V90H12ZM179 91V93H180V88L178 87L177 88ZM220 89H221V87H220ZM6 90V89H5ZM156 90V89H155ZM157 90H160V89H157ZM167 90V89H166ZM187 90V89H186ZM236 90H237V92H236ZM182 91V90H181ZM185 91V90H184ZM7 92V91H6ZM10 92V89H9V91H8V93ZM11 92H13V91H11ZM18 92V91H17ZM30 94H29V93ZM159 91H157V93H158ZM170 92H171V94H176V93H174L172 90H170ZM175 92H177V91H175ZM193 92V91H192ZM211 92V91H210ZM16 93V92H15ZM23 93V94H24ZM159 93H161V92H159ZM158 93V98L160 97L159 95H162V94H159ZM169 93V92H168ZM179 93H177V94H179ZM183 93V92H182ZM4 94V93H3ZM170 94V93H169ZM192 94V93H191ZM5 95V94H4ZM8 95V94H7ZM165 95H166V93H165ZM11 96H13V95H11ZM31 96V95H30ZM155 96V97H156ZM163 96V95H162ZM166 96H168V94L166 95ZM178 96H180V95H178ZM193 96V95H192ZM194 96H196V95H194ZM193 96V97H194ZM237 96V95H236ZM5 97V96H4ZM18 97V96H17ZM22 97V96H21ZM172 97V96H171ZM16 98V97H15ZM14 98V99H15ZM29 98V97H28ZM27 98V99H28ZM164 98V97H163ZM168 98V97H167ZM169 98H170V95H169ZM173 98H175V97H173ZM181 98V97H180ZM218 98V97H217ZM4 99V98H3ZM8 99V98H7ZM155 99V98H154ZM171 99V98H170ZM183 99V98H182ZM1 100V99H0ZM19 100V99H18ZM17 100V101H18ZM23 100V99H22ZM29 101H30V99H28ZM156 100V99H155ZM160 100H162V99H160ZM174 100V99H173ZM193 100H194V98H193ZM196 100H197V98H196ZM213 100V99H212ZM6 101V100H5ZM218 101V100H217ZM219 101H221L220 99H219ZM166 102H167V100H166ZM173 102V101H172ZM175 102H178V101H174V103ZM213 102H216V101H213ZM16 103V102H15ZM158 103V102H157ZM161 103V102H160ZM163 103H165V102H163ZM180 103H182V101L180 102ZM196 103V102H195ZM212 103V102H211ZM240 103V102H239ZM7 104V103H6ZM166 104V103H165ZM164 104V105H165ZM168 104V103H167ZM185 104H186V102H185ZM213 104H215V103H213ZM224 104V103H223ZM248 104V105H247ZM14 105V104H13ZM18 105V104H17ZM161 105H163V104H161ZM180 105V104H179ZM184 105V104H183ZM222 105V104H221ZM167 106V105H166ZM175 106H176V103H175ZM181 106V105H180ZM210 107L212 106V105H209ZM16 107V106H15ZM20 107V108H19ZM157 107V106H156ZM168 107H171V105L170 106H168ZM177 107V106H176ZM179 107V106H178ZM183 107V112H185V113H187V114H189L188 113V107H187V105L185 106H182ZM182 107H180L179 109H182ZM210 107H208V109L210 108ZM213 107V106H212ZM224 107V106H223ZM190 108V107H189ZM225 108H228L227 106H225ZM240 108V107H239ZM7 109V108H6ZM168 109V108H167ZM166 109V110H167ZM173 109H176V108H174V106H173ZM208 109H207V111H208ZM149 110V109H148ZM153 110V109H152ZM168 110H170L171 111V109L169 108ZM176 110H178V109H176ZM175 110V111H176ZM190 110V109H189ZM149 111H151V110H149ZM154 111V110H153ZM174 111V110H173ZM172 111V112H173ZM192 111H194V110H192ZM207 111H205L206 113H207ZM3 112V113H2ZM44 113L45 114V117L46 118H48V120L44 123H42L41 121H40V119H37L38 117H37V115L38 114H40V113ZM168 112V111H167ZM177 112V111H176ZM191 112V111H190ZM205 112H204V115H207V114H205ZM174 113V112H173ZM179 113H180V110H179ZM193 113V112H192ZM157 114V113H156ZM169 113H167V115H168ZM177 114V113H176ZM182 114H184V113H182ZM202 114V113H201ZM200 114V115H201ZM209 114V113H208ZM155 115V114H154ZM159 115V114H158ZM172 115V114H171ZM174 115H175V113H174ZM179 115V114H178ZM190 115V114H189ZM197 116H199L198 114H196ZM203 114H202V116H203V119L205 118V116H204ZM144 116V115H143ZM142 116V117H143ZM148 116H149V113H148ZM162 116V115H161ZM163 116H164V113H163ZM208 116V115H207ZM140 117V116H139ZM147 117V116H146ZM146 117H144V118H146ZM150 117V116H149ZM159 117V116H158ZM158 117L156 118V119H158ZM165 117V116H164ZM171 117V116H170ZM178 117H180V116H178ZM196 117V116H195ZM194 117V118H195ZM242 117V118H243ZM41 118V117H40ZM168 118V117H167ZM190 118H192V117H190ZM201 118V117H200ZM44 119V118H43ZM138 119V118H137ZM136 119V120H137ZM150 118H148V120H149ZM153 119V118H152ZM155 119V120H156ZM174 119V118H173ZM180 119V118H179ZM142 120H143V118H142ZM145 120V119H144ZM147 120V119H146ZM166 120H168V119H166ZM196 121H192L193 123L194 122H197V119H195ZM202 120V119H201ZM241 120V119H240ZM160 121H162V120H160ZM180 121V122H179ZM178 122L180 123V126L182 127V131H181V127L179 126L178 128L180 129V131H181V136H182V134L183 133H185L184 132V130H186L185 129V126H183V124L181 125V119L179 120ZM199 121V120H198ZM136 122V121H135ZM143 122V121H142ZM152 122V121H151ZM170 122V121H169ZM168 122V123H169ZM176 122H177V119H176ZM190 122V121H189ZM192 122H190V123H192ZM138 123H139V120H138ZM145 123H147V122H145ZM157 123V122H156ZM155 123V124H156ZM160 123V122H159ZM164 123H167V121L166 122H163V124L162 125H164ZM172 123V122H171ZM189 123V124H190ZM245 123V124H246ZM120 124H119V126H120ZM136 124V123H135ZM135 124H133L134 126H136ZM142 124V123H141ZM143 124H144V122H143ZM186 124V123H185ZM184 124V125H185ZM230 124V123H229ZM236 124V123H235ZM234 124V125H235ZM256 124V123H255ZM139 125V124H138ZM145 125V124H144ZM144 125H141V127L143 128V126ZM149 125V124H148ZM153 124H151V126H152ZM156 125H160V124H156ZM155 125V126H156ZM168 125L169 124H167V125H165V126H167V128H169L170 129V127H173V125H174V123H172V125L171 126H169L168 127ZM179 125V124H178ZM243 125V124H242ZM155 126H153L152 128H154ZM189 126V125H188ZM150 127V126H149ZM157 127H159V126H157ZM164 127V126H163ZM162 127V128H163ZM214 127V126H213ZM232 127H234V126H232ZM132 129V127H129V129ZM134 128V127H133ZM135 128H137V127H135ZM161 128V129H162ZM229 128V127H228ZM235 128V127H234ZM107 129V128H106ZM112 129V128H111ZM140 129V128H139ZM145 129H146V127H145ZM147 129H148V127H147ZM150 129V128H149ZM156 129V130H155ZM154 130L155 131H157V128H155ZM165 129V128H164ZM172 129V128H171ZM207 129H210V128H207ZM219 129V128H218ZM8 130V129H7ZM133 130V129H132ZM140 130H142V131H140ZM139 131L140 132H138V133H142V132H144L143 130H144V128L143 129H140ZM151 130V129H150ZM153 130V129H152ZM159 130H160V128H159ZM165 130H168V129H165ZM164 130V131H165ZM173 130V129H172ZM214 130V129H213ZM223 130V129H222ZM10 131V130H9ZM12 131V130H11ZM10 131V132H11ZM119 131H120V129H119ZM122 131V130H121ZM147 130H145V132H146ZM174 131V130H173ZM187 131V130H186ZM207 131H209V130H207ZM210 131H211V129H210ZM216 131H218V130H216ZM229 131L231 132V133H233L232 132V128H231V130L229 129ZM3 132L4 131H2L1 133L3 134ZM105 132V131H104ZM107 132V131H106ZM111 133H112V131H110ZM125 132V131H124ZM124 132H123V134H124ZM127 132V131H126ZM126 132H125V134H126ZM129 132V131H128ZM127 132V134H129ZM132 132H135V131H132ZM159 132V131H158ZM162 132H163V130H162ZM168 132H170L169 130L168 131H166V134L168 133ZM215 132V131H214ZM220 132V130L218 131V132H216V133H219ZM122 133V132H121ZM137 133V132H136ZM135 133V134H136ZM153 133H154V131H153ZM160 133V132H159ZM203 133H205V132H203ZM101 134V135H100ZM105 134V133H104ZM119 134H120V132H119ZM133 134V133H132ZM157 134V133H156ZM172 134V133H171ZM175 134V133H174ZM207 134V133H206ZM205 134V138H208V135H206ZM209 134V133H208ZM213 134V133H212ZM15 135V134H14ZM87 135H85V136H87ZM99 135H100V137L102 136L103 137V134H102V132H100L99 133ZM99 135H98V137H99ZM114 134H112V136H113ZM130 135H131V132H130ZM134 135V134H133ZM138 134H136V136H137ZM149 135V134H148ZM155 135V134H154ZM196 135V134H195ZM198 135V134H197ZM204 135V134H203ZM84 136V137H85ZM107 136H109V135H107ZM119 136V135H118ZM123 136H125V135H123ZM139 136V135H138ZM175 136V135H174ZM6 137V136H5ZM83 137V136H82ZM83 137V138H84ZM97 137V138H98ZM99 137V138H100ZM110 137V136H109ZM114 137V136H113ZM130 137H134V136H130ZM130 137H128L127 136V138H130ZM152 137H154V136H152ZM155 137H156V135H155ZM154 137V138H155ZM158 138H159V136H157ZM171 137V136H170ZM179 137H180V135H179ZM197 137V136H196ZM196 137H195V139H196ZM201 136H199L198 137V139L200 138ZM3 138V137H2ZM7 138V137H6ZM105 138V137H104ZM104 138H102V139H104ZM124 138V137H123ZM122 138V135H121V139H123ZM146 138V137H145ZM158 138H156V140H154L153 138H151V139H153L154 141H155V144H157L158 142H159V139ZM31 139H33V138H31ZM37 140H38V138H36ZM35 139V140H36ZM114 139H116V138H114ZM120 139V138H119ZM126 139V138H125ZM124 139V140H125ZM149 139V138H148ZM162 139V138H161ZM160 139V140H161ZM202 139H203V137H202ZM213 139V138H212ZM228 139V138H227ZM230 139V138H229ZM232 139H233V136H232V138H231V141H232ZM235 139V138H234ZM30 140V139H29ZM84 140V139H83ZM96 140V139H95ZM101 140V139H100ZM105 140V139H104ZM108 140V139H107ZM106 140V141H107ZM109 140H110V138H109ZM130 140H132V139H130ZM129 140V141H130ZM135 140V139H134ZM141 140V139H140ZM142 140H144V139H142ZM152 140V141H153ZM56 141V142H57ZM86 141V140H85ZM87 141H88V139H87ZM93 141H91V142H93ZM97 141V140H96ZM95 141V142H96ZM99 141V140H98ZM110 141H112V140H110ZM115 141V140H114ZM120 141H123V140H120ZM145 141H147V139L145 140ZM151 141V142H152ZM153 141V142H154ZM194 142L196 141V142H198L197 140H193ZM213 141V140H212ZM222 141H224V140H222ZM221 141V142H222ZM228 141L229 140H226V142H224V146L226 147V143H228ZM234 141V140H233ZM30 142V141H29ZM34 142V141H33ZM32 142V143H33ZM46 142V141H45ZM90 142V143H91ZM128 142V141H127ZM144 142V141H143ZM201 142V141H200ZM211 142V141H210ZM53 143V142H52ZM67 143V142H66ZM89 143V141H88V144H90ZM109 143V142H108ZM115 143H116V141H115ZM120 143V142H119ZM122 143V142H121ZM144 143H146V142H144ZM143 143V144H144ZM163 143H165V142H163ZM202 143V142H201ZM223 143V142H222ZM236 143V142H235ZM30 144V143H29ZM80 144V143H79ZM87 143H85V145H86ZM87 144V145H88ZM92 144V143H91ZM90 144V145H91ZM96 145H97V143H95ZM104 144H105V142H104ZM109 144H112V143H109ZM141 144H142V141H141ZM196 145H197V143H195ZM198 144H199V142H198ZM203 144V143H202ZM212 144V143H211ZM3 145V144H2ZM7 145V144H6ZM86 145V146H87ZM107 145V144H106ZM137 145V144H136ZM146 145V144H145ZM162 145H164V144H162ZM194 145V144H193ZM193 145H191V146H193ZM213 145V144H212ZM211 145V146H212ZM218 145H221V144H219L218 143ZM1 146V145H0ZM103 146V145H102ZM101 146V147H102ZM111 146V145H110ZM114 146V145H113ZM117 146H118V144H117ZM123 146H124V143H123ZM123 146H121L120 145V147L121 148H125V147H123ZM142 146H144V145H142ZM146 146H151V143H149V142H147V145ZM223 146V145H222ZM230 146V145H229ZM15 147H13V148H11L10 149V153L8 154L9 156L7 157L6 155H7V153H6V155H5V157L4 156H2L1 154V156L5 159V161L7 160L6 159V157L8 158V160H10L11 161V159L16 155L15 153ZM85 147V146H84ZM89 147V146H88ZM98 147V146H97ZM104 147V146H103ZM116 147V146H115ZM133 146H131L130 148H132ZM135 147V146H134ZM138 147V146H137ZM149 147H144V150H145V148H149ZM152 147V146H151ZM193 147H195V146H193ZM214 147H216V146H214ZM220 147V146H219ZM218 147V149H220ZM224 147V148H225ZM228 147V146H227ZM90 148V147H89ZM89 148H87V149H89ZM92 148V147H91ZM109 148H112V146L111 147H109ZM139 148V147H138ZM164 148V147H163ZM179 148V147H178ZM217 148V147H216ZM2 149V148H1ZM67 149V148H66ZM69 149V148H68ZM86 149V148H85ZM100 149V148H99ZM108 149V148H107ZM114 149H116V148H114ZM120 149V148H119ZM126 149H127V145H126ZM133 149V148H132ZM143 149V148H142ZM187 149H190V147L189 148H187ZM215 149V148H214ZM213 149V150H214ZM232 149V148H231ZM62 150L63 151H65V149H63L62 148ZM62 150H61V152H62ZM70 150H72V149H70ZM96 150V149H95ZM95 150H94V152H95ZM101 150V149H100ZM111 150V149H110ZM121 150V149H120ZM139 150V149H138ZM137 150V151H138ZM141 150V149H140ZM140 150H139V153H140ZM164 150V149H163ZM182 151H183V149H181ZM203 150V149H202ZM210 150V149H209ZM212 150V151H213ZM217 150V149H216ZM221 150V149H220ZM227 150V149H226ZM35 151V150H34ZM73 151V150H72ZM71 151V152H72ZM93 151V150H92ZM96 151H99V150H96ZM112 151H113V149H112ZM122 151V150H121ZM180 151V150H179ZM178 151V152H179ZM187 151V150H186ZM190 151V150H189ZM189 151L187 152V154L189 153ZM191 151H192V149H191ZM197 151H198V149H197ZM207 151V150H206ZM218 151V150H217ZM222 151V150H221ZM231 151V150H230ZM229 151V152H230ZM60 152V153H61ZM68 152H70L69 150H68ZM84 152V151H83ZM107 152V151H106ZM106 152H104L103 153V155L106 153ZM117 152V149H116V151H115V154H117L116 153ZM123 152H124V150H123ZM130 152V151H129ZM143 152V151H142ZM171 152V151H170ZM173 152H175V151H173ZM181 152V151H180ZM213 152H215V150L213 151ZM213 152H211V153H213ZM220 152V151H219ZM218 152V153H219ZM228 151H225V153H227ZM2 153V152H1ZM5 153H3V154H5ZM57 153V152H56ZM64 153V152H63ZM66 153V152H65ZM84 153H86V151L84 152ZM88 153V152H87ZM113 153V152H112ZM136 153V152H135ZM134 153V154H135ZM197 153V152H196ZM202 153V152H201ZM205 153V152H204ZM224 153V155H226ZM232 153V152H231ZM67 154V153H66ZM64 155L65 157L66 156H69L68 154L67 155ZM95 154V153H94ZM98 154H100V153H98ZM107 154V153H106ZM108 154H111L110 152L108 153ZM123 154V153H122ZM129 154V156H130V153H128ZM128 154H127V156H128ZM182 154L183 153H181L180 155L182 156ZM200 154V153H199ZM209 154V153H208ZM217 154V153H216ZM215 154V155H216ZM233 154V153H232ZM237 154V153H236ZM235 154V155H236ZM58 155V154H57ZM61 155H62V153H61ZM60 155V156H61ZM83 155V154H82ZM90 155H91V152H90ZM95 155H97V154H95ZM102 155V156H103ZM118 155V154H117ZM120 155V154H119ZM138 155V154H137ZM183 155H186L185 154V152H184V154ZM196 155V154H195ZM235 155H234V157H235ZM59 156V155H58ZM63 156V155H62ZM76 156V155H75ZM91 156H94L93 154L91 155ZM107 156V155H106ZM114 156V155H113ZM171 156V155H170ZM169 156V157H170ZM173 156V155H172ZM175 156V155H174ZM205 156V155H204ZM207 156V155H206ZM210 156V155H209ZM208 156V157H209ZM217 156H218V154H217ZM221 156H222V154H221ZM230 156H232V155H230ZM237 156V155H236ZM70 157V156H69ZM94 157H96V156H94ZM105 157V156H104ZM103 157V158H104ZM108 157V156H107ZM110 157V156H109ZM108 157V158H109ZM135 157H136V155H135ZM138 157V156H137ZM140 157V156H139ZM141 157H143L142 155H141ZM166 157V156H165ZM168 157V156H167ZM167 157H166V159H167ZM179 157V156H178ZM192 157V156H191ZM201 157V156H200ZM199 157V158H200ZM225 157V156H224ZM228 156H226V158H227ZM239 157H240V155H239ZM1 158V157H0ZM2 158V159H3ZM59 158V157H58ZM62 158V157H61ZM85 158V157H84ZM117 158V157H116ZM115 158V159H116ZM120 158V157H119ZM128 157H126V159H127ZM177 158V157H176ZM192 158H196V156L195 157H192ZM192 158H191V160H192ZM211 158H213V156L211 157ZM211 158H209V160H212ZM217 157H215V159H216ZM218 158H219V156H218ZM217 158V160H219ZM229 158V157H228ZM237 158V160H238V156L236 157ZM3 159V160H4ZM68 159V158H67ZM83 159V158H82ZM82 159H80V161H83ZM104 159H106V158H104ZM110 159V158H109ZM138 159V158H137ZM172 159V157L171 158H169V161ZM187 159H189V158H187ZM197 159V158H196ZM207 159V158H206ZM233 159H235V158H233ZM239 159H241V158H239ZM2 160V161H3ZM78 160V159H77ZM92 160V159H91ZM98 161H99V159H97ZM101 160V159H100ZM113 160V159H112ZM111 160V161H112ZM117 160V159H116ZM165 160V159H164ZM174 160V159H173ZM180 160H182V159H180ZM185 160V159H184ZM190 160V161H191ZM203 160V159H202ZM216 160V162H218ZM220 160H222V159H220ZM219 160V161H220ZM225 160V159H224ZM223 160V161H224ZM228 160V159H227ZM0 161H1V159H0ZM4 161V162H5ZM79 161V162H80ZM94 161V160H93ZM96 161V160H95ZM110 161V160H109ZM109 161H106V163L107 162H109ZM123 160H121V162H122ZM141 161V160H140ZM167 161H168V159H167ZM193 161V160H192ZM206 161V160H205ZM213 161H215L214 159H213ZM212 161V162H213ZM235 161H236V159H235ZM40 162V161H39ZM77 162V161H76ZM84 162V161H83ZM103 162V161H102ZM113 162V161H112ZM117 162V161H116ZM133 162V161H132ZM146 162V161H145ZM165 162V161H164ZM163 162V163H164ZM177 162H179V161H177ZM197 162H199V161H197ZM196 162V163H197ZM215 162V163H216ZM238 162V161H237ZM242 162V161H241ZM45 163V162H44ZM85 163H86V160H85ZM96 163V162H95ZM105 163V164H106ZM114 163V162H113ZM129 163V162H128ZM135 163H137V161H135ZM139 163V162H138ZM142 163V162H141ZM141 163H140V168L139 169H141ZM167 163V162H166ZM168 163H173V162H168ZM182 163V162H181ZM192 163V162H191ZM200 163V162H199ZM207 163V162H206ZM210 163V162H209ZM214 163V164H215ZM220 163V162H219ZM222 163V162H221ZM226 163V162H225ZM228 163V162H227ZM145 164H148V162L147 163H145ZM160 164H162V163H160ZM193 164V163H192ZM230 164V163H229ZM240 164V163H239ZM44 165V164H43ZM77 165V164H76ZM135 165V164H134ZM144 165V164H143ZM157 165H159V164H157ZM176 165H177V163H176ZM203 165H204V163H203ZM207 165V164H206ZM205 165V166H206ZM213 165V164H212ZM216 165H218L217 163H216ZM223 165V163L221 164V165H219L220 166V168H221V166ZM41 166V165H40ZM73 166V168H75L74 166L75 165H72ZM79 166V165H78ZM78 166H77V169L75 168L74 170H73V172H72V174H71V176L70 177H72V179L71 180H76V182H79V181H77V180H79L78 178L80 177V179L82 178L83 180L84 179H86V170H85V168L83 167V165L82 166H80V167H82V168H79L78 169ZM105 166V165H104ZM106 166H108V165H106ZM106 166L105 167H103V168H106ZM114 166H115V164H114ZM124 166V165H123ZM137 166V165H136ZM147 166V165H146ZM149 166V165H148ZM170 166H171V164H170ZM179 166V165H178ZM186 166V165H185ZM201 166H202V164H201ZM209 166V165H208ZM208 166H207V168H208ZM224 166V165H223ZM228 166V165H227ZM226 166V167H227ZM51 167V166H50ZM70 167V166H69ZM97 167V169L98 168H100V167H98V166H96ZM117 168H118V166H116ZM116 167H111V169H109L108 168V170L107 171H105V173L107 172V174H105L107 177H108V182L107 183H110L112 180H113V178H114V173L116 172ZM145 167V166H144ZM159 167V166H158ZM162 167H164V166H162ZM173 167H175L174 165H173ZM173 167H171V168H173ZM211 167V166H210ZM49 168V167H48ZM137 168V167H136ZM154 168V167H153ZM157 168V167H156ZM166 168V167H165ZM168 169L170 168L169 166L167 167ZM170 168V169H171ZM202 168V167H201ZM200 167L198 168L199 169V171H200V169H201ZM216 168V167H215ZM219 168V167H218ZM218 168H216V169H218ZM234 168V167H233ZM102 169V168H101ZM101 169L99 170V173H100V171H101ZM125 169V168H124ZM126 169H128V167L126 168ZM138 169V170H139ZM147 169V168H146ZM152 169V168H151ZM164 169V168H163ZM169 169V170H170ZM184 169V168H183ZM203 169V168H202ZM36 170V169H35ZM88 170H90V168L88 169ZM103 170V169H102ZM161 170V169H160ZM179 170H180V168H179ZM185 170V169H184ZM187 170H188V168H187ZM209 170V169H208ZM214 171H215V169H213ZM212 170V171H213ZM3 172L2 173V176L4 175L5 176V173H8V175H10V176H12V174H13V169H12V166L11 165H8L7 167H0V172ZM42 171H43V168H42ZM45 171V170H44ZM58 171H59V169H58ZM68 171V170H67ZM72 171V170H71ZM95 171V170H94ZM120 171H123V169H121ZM130 171V168H129V170H128V172ZM144 172H145V169L143 170ZM151 171H153V170H150V173H151ZM164 171V170H163ZM168 171V170H167ZM195 171V170H194ZM194 171H192V172H194ZM197 171V170H196ZM199 171H197V172H199ZM206 171V170H205ZM212 171H210L211 173L210 174H212ZM213 171V174L214 173H216V172H214ZM217 171V170H216ZM224 171V170H223ZM222 171V172H223ZM228 171V170H227ZM238 172H239V170H237ZM243 171V170H242ZM248 171V170H247ZM15 172V171H14ZM41 172V171H40ZM46 172V171H45ZM44 172V173H45ZM48 172H50V171H48ZM48 172H47V174H48ZM97 172V171H96ZM103 172V171H102ZM101 172V173H102ZM125 172V171H124ZM123 172V173H124ZM139 172H140V170H139ZM143 172V173H144ZM148 172V171H147ZM156 172V171H155ZM154 171L152 172V173H155ZM159 172H161V171H159ZM166 172V171H165ZM201 172H202V170H201ZM226 172V171H225ZM224 172V173H225ZM232 172V171H231ZM250 172V171H249ZM248 172V173H249ZM252 172V171H251ZM54 173V172H53ZM53 173H51V174H53ZM57 173V172H56ZM62 173V172H61ZM67 173V172H66ZM91 173V172H90ZM98 173V174H99ZM104 173V172H103ZM122 173V172H121ZM142 173V174H143ZM149 173V174H150ZM151 173V174H152ZM158 173V172H157ZM162 173V172H161ZM167 173V172H166ZM176 173V172H175ZM180 173H182V172H180ZM184 173H185V171H184ZM184 173H182V174H184ZM186 173H188V172H186ZM195 173V172H194ZM204 173V172H203ZM219 173H220V170H219ZM219 173L217 172V174L219 175ZM230 172H228V174H229ZM240 173V172H239ZM42 174V173H41ZM46 174V173H45ZM50 174V175H51ZM58 174V173H57ZM60 174V173H59ZM117 174H119V172L117 173ZM127 174V173H126ZM136 174V173H135ZM165 174V173H164ZM190 174L191 173H189V177H190ZM193 174V173H192ZM197 174V176H198V173H196ZM201 175H203L202 173H200ZM227 173H226V175H228ZM232 173H230V175H231ZM252 174V173H251ZM255 174V173H254ZM7 175V176H8ZM14 175V174H13ZM49 175V174H48ZM48 175H46V176H48ZM65 175V174H64ZM63 175V176H64ZM125 175V174H124ZM139 175V174H138ZM141 175V174H140ZM147 175V174H146ZM153 175H155V174H153ZM159 175V174H158ZM168 175V174H167ZM171 175V174H170ZM172 175H173V173H172ZM177 175V174H176ZM233 175V174H232ZM238 175V174H237ZM3 176V177H4ZM54 176V175H53ZM61 176V175H60ZM91 176V175H90ZM104 176V175H103ZM103 176H101L103 179H104V177ZM105 176V177H106ZM143 176L145 177V175L143 174ZM142 176V177H143ZM152 176V175H151ZM175 176V175H174ZM178 176H179V178H177V176H176V178H177V180L178 179H180V175H179V172H178ZM183 176V175H182ZM185 176V175H184ZM183 176V177H184ZM196 176V175H195ZM208 176H210V175H208ZM215 176H217L216 174H215ZM240 176V175H239ZM241 176H243L242 175V173H241ZM249 176H250V174H249ZM255 176H257V175H255ZM9 177V176H8ZM40 177V176H39ZM42 177V176H41ZM49 178H50V176H48ZM51 177H52V175H51ZM55 177H56V175H55ZM67 177V176H66ZM100 177V176H99ZM138 177V179H139V177L140 176H137ZM155 177V176H154ZM157 177V176H156ZM155 177V178H156ZM164 177V176H163ZM167 177V176H166ZM200 177V176H199ZM198 177V178H199ZM203 177H204V175H203ZM205 177H207V176H205ZM204 177V178H205ZM214 177V176H213ZM220 177V176H219ZM223 177V176H222ZM226 177H228V176H226ZM233 177H235L236 178V176H233ZM5 178V177H4ZM62 178V177H61ZM92 178V177H91ZM129 178H130V176H129ZM128 178V179H129ZM148 178H149V175H148ZM162 178V177H161ZM169 178V177H168ZM175 178V177H174ZM175 178V179H176ZM194 178H196V177H194ZM208 178V177H207ZM215 178H217V177H215ZM229 178V177H228ZM239 178V177H238ZM244 178V177H243ZM245 178H246V175H245ZM251 178V177H250ZM249 178V179H250ZM255 178V177H254ZM2 179V178H1ZM51 179V178H50ZM55 179V178H54ZM54 179L52 178L51 180H52V182L54 181ZM60 179V178H59ZM89 179V181L88 182H91L90 181V178H88ZM101 179V178H100ZM144 179V178H143ZM151 179V178H150ZM159 179V178H158ZM174 179V180H175ZM183 179V178H182ZM181 179V180H182ZM184 179H185V177H184ZM192 179H193V176H192ZM213 179V178H212ZM220 179V178H219ZM226 179V178H225ZM230 179V178H229ZM252 179V178H251ZM67 180V179H66ZM65 179H63V181H61V182H64V181H66ZM70 180V179H69ZM92 180V179H91ZM95 180V179H94ZM97 180H99V178L97 179ZM139 180H141L142 181V178L141 179H139ZM138 180V181H139ZM155 180V179H154ZM153 180V181H154ZM163 180V179H162ZM165 180V179H164ZM166 180H167V178H166ZM165 180V181H166ZM169 180H170V178H169ZM168 180V181H169ZM171 180H173V179H171ZM180 180V181H181ZM197 179H195L194 181H196ZM209 180V179H208ZM223 180V179H222ZM228 180V179H227ZM231 180H233V179H231ZM235 180V179H234ZM233 180V181H234ZM60 181V180H59ZM93 181V180H92ZM103 181V180H102ZM107 181V180H106ZM134 181H135V179H134ZM133 181V182H134ZM136 181H137V179H136ZM135 181V182H136ZM148 181H149V179H148ZM155 181H157V179L155 180ZM176 181V180H175ZM174 181V182H175ZM183 181V180H182ZM185 181V180H184ZM187 181V180H186ZM211 181V180H210ZM214 181V180H213ZM239 181H241V180H239ZM249 181V180H248ZM247 181V182H248ZM9 182V181H8ZM57 182V181H56ZM67 182V181H66ZM73 182H75V181H73ZM72 182V183H73ZM83 182H85V180L83 181ZM88 182H85L86 183V185H88ZM96 182H98V181H96ZM101 182V181H100ZM104 182V181H103ZM119 182V181H118ZM117 182V183H118ZM147 182V181H146ZM151 182H152V180H151ZM150 182V183H151ZM160 182H162V181H159V183ZM174 182H173V184H174ZM176 182H178V181H176ZM201 182H202V180H201ZM204 182V181H203ZM206 182V181H205ZM237 182H238V180H237ZM242 182V181H241ZM240 182V183H241ZM246 182V181H245ZM7 183V182H6ZM11 183V182H10ZM46 182H44V184H45ZM60 183V182H59ZM58 183V184H59ZM71 183V182H70ZM70 183L68 184V182H67V184H68V186H71V185H73L72 183H71V185H70ZM145 183V182H144ZM158 183V182H157ZM157 183H155L154 185H156ZM158 183V184H159ZM165 183V182H164ZM167 183V182H166ZM179 183V182H178ZM181 183H183V182H181ZM193 183V182H192ZM208 183V182H207ZM210 183V182H209ZM208 183V184H209ZM212 184L213 183H215V182H211ZM216 183H219V181L218 182H216ZM244 183V182H243ZM3 184V183H2ZM40 184V183H39ZM56 184V183H55ZM66 184V185H67ZM91 185L93 184V185H95L94 184V182L93 183H90ZM99 184H101V183H99ZM103 184H105V183H103ZM130 184V183H129ZM133 184V183H132ZM135 184V183H134ZM137 185H138V183H136ZM141 184V183H140ZM143 184V183H142ZM148 184H149V182H148ZM153 184V183H152ZM171 185H172V183H170ZM184 184V183H183ZM189 184H190V182H189ZM195 184V183H194ZM205 184V183H204ZM251 184V183H250ZM4 185V184H3ZM47 185V184H46ZM46 185H44V186H46ZM79 185L80 184H78V187H79ZM83 185H85V184H83ZM90 185V186H91ZM98 185V184H97ZM118 185H120L119 183H118ZM125 185V184H124ZM131 185V184H130ZM129 185V186H130ZM162 185H164V184H162ZM161 185V186H162ZM168 185V184H167ZM179 185V184H178ZM181 185V184H180ZM187 185V184H186ZM201 185V184H200ZM198 186L199 188L197 189V190H194V192L196 193V196L197 197H201V196H199V192H201V191H199V189H201L200 187L203 185H201V186ZM205 185H207V184H205ZM210 185V184H209ZM208 185V186H209ZM214 185V184H213ZM216 185V184H215ZM255 185V184H254ZM10 186V185H9ZM51 185H49V187H50ZM57 186V185H56ZM59 186V185H58ZM65 186V185H64ZM63 186V187H64ZM82 186V185H81ZM101 186H103V185H101ZM132 186V185H131ZM140 186V185H139ZM139 186H135V187H139ZM145 186H146V184H145ZM148 186H150V185H148ZM152 186V185H151ZM150 186V187H151ZM160 186V185H159ZM170 186V185H169ZM189 186H191V184L189 185ZM194 186V185H193ZM225 186H228V185H225ZM52 187V186H51ZM55 187V186H54ZM72 187V186H71ZM78 187H76V188H78ZM87 187V186H86ZM128 187V186H127ZM142 188H143V186H141ZM157 187V186H156ZM174 187H176V186H174ZM173 187V189H175ZM178 187V186H177ZM192 187V186H191ZM194 187H197V185L196 186H194ZM212 187V186H211ZM216 187V186H215ZM219 187V186H218ZM221 187V186H220ZM38 188V187H37ZM36 188V189H37ZM41 188V187H40ZM101 188V187H100ZM126 188V187H125ZM125 188H123L125 191H126V189ZM130 188V187H129ZM132 188V187H131ZM134 188V187H133ZM149 188V187H148ZM152 188H154V187H152ZM163 188V187H162ZM168 188V187H167ZM167 188H166V190H167ZM180 188V187H179ZM178 188V189H179ZM188 188V187H187ZM204 188H206V186H204ZM225 187H223V189H224ZM227 188V187H226ZM6 189V188H5ZM43 189V188H42ZM45 189V188H44ZM54 189V188H53ZM63 189V188H62ZM70 189H72V188H70ZM102 189H104L103 187H102ZM135 190H136V188H134ZM134 189H132L133 191H134ZM151 189V188H150ZM159 189V188H158ZM169 189V188H168ZM177 189V190H178ZM192 189V188H191ZM191 189H189V190H191ZM202 189H203V187H202ZM228 189V188H227ZM41 190V189H40ZM47 189H45V191H46ZM48 190H50V188L48 189ZM60 190V189H59ZM91 190V189H90ZM129 190H131V189H129ZM170 190V189H169ZM168 190V192H170ZM189 190H188V192H189ZM206 190V189H205ZM221 190V189H220ZM12 191V190H11ZM96 191V190H95ZM95 191H94V193H95ZM101 191V190H100ZM117 191H118V193H119V190L117 189ZM146 191V190H145ZM150 191V190H149ZM149 191H147V192H149ZM152 191V190H151ZM150 191V192H151ZM162 191V190H161ZM160 191V192H161ZM171 191H173L172 189H171ZM179 191V190H178ZM208 191V190H207ZM217 191H218V188H217ZM25 193H26V191H24ZM28 192V191H27ZM50 192V191H49ZM102 192V191H101ZM114 192V191H113ZM129 191L127 190V193H128ZM136 192H137V190H136ZM157 192H159V190L157 191ZM157 192H155V193H157ZM165 192V191H164ZM163 192V193H164ZM5 193V192H4ZM11 193V192H10ZM52 193H53V191H52ZM56 193V192H55ZM55 193H53V194H55ZM59 193V192H58ZM94 193H91V194H94ZM115 193V192H114ZM117 192L115 193V194H118ZM129 193H131V192H129ZM139 193V192H138ZM154 193V192H153ZM162 193V192H161ZM186 193V191H184L183 192V194H185ZM193 193V192H192ZM191 193V194H192ZM202 193V192H201ZM204 193V192H203ZM6 194V193H5ZM51 194V193H50ZM50 194H48V195H50ZM65 194V193H64ZM83 194V193H82ZM100 194V193H99ZM115 194H113V195H115ZM132 194V193H131ZM135 194V193H134ZM145 194H146V192H145ZM149 194V193H148ZM152 194V193H151ZM168 194V193H167ZM172 194H173V192H172ZM175 194V193H174ZM191 194H189V195H191ZM212 194V193H211ZM210 194V195H211ZM57 195V194H56ZM55 195V196H56ZM95 195V198H96V194H94ZM106 195V194H105ZM110 195V194H109ZM122 195H125V194H123L122 193ZM133 195V194H132ZM137 195V194H136ZM135 195V196H136ZM143 195V194H142ZM147 195V194H146ZM145 195V196H146ZM153 195V194H152ZM161 195H163V194H161ZM161 195H157V196H161ZM177 196H178V194H176ZM188 195V196H189ZM45 196H47V195H45ZM58 196H59V194H58ZM62 196H64V195H62ZM62 196L60 197V198H62ZM70 196V195H69ZM85 196V195H84ZM98 196V195H97ZM107 196V195H106ZM118 196V195H117ZM125 196H127V195H125ZM131 196V195H130ZM155 196H156V194H155ZM173 196V195H172ZM176 196V197H177ZM196 196L195 195H193V197L194 198H196ZM213 196H214V194H213ZM41 197H44L43 195L41 196ZM40 197V198H41ZM88 197V196H87ZM116 197V196H115ZM133 197H134V195H133ZM133 197L130 199L131 201H133ZM151 197V196H150ZM149 197V198H150ZM168 197V196H167ZM169 197H170V195H169ZM184 197H185V195H184ZM187 197V196H186ZM190 197V196H189ZM66 198V197H65ZM76 198V197H75ZM81 198V197H80ZM94 198V197H93ZM112 198V197H111ZM116 198H118V197H116ZM116 198H114V200H116ZM120 198H121V196H120ZM119 198V199H120ZM128 198V197H127ZM126 198V199H127ZM135 198V197H134ZM138 198H139V196H138ZM137 198V199H138ZM141 198V197H140ZM153 198V197H152ZM152 198H150V199H152ZM158 198V197H157ZM175 198V197H174ZM191 198V197H190ZM204 198H206V197H204ZM216 198V197H215ZM52 199V198H51ZM90 199V198H89ZM98 198H96V200H97ZM122 199V198H121ZM137 199H135V200H137ZM144 199V198H143ZM148 199V198H147ZM149 199V200H150ZM163 199V198H162ZM162 199H161V201H162ZM173 199V198H172ZM171 199V200H172ZM200 199V198H199ZM54 200V199H53ZM65 200V199H64ZM91 200V199H90ZM92 200H94V199H92ZM96 200H94V201H96ZM104 200V199H103ZM113 200V199H112ZM124 200V199H123ZM123 200H121V201H123ZM128 200V199H127ZM141 200V202H142V198L140 199ZM146 200V199H145ZM153 200V199H152ZM151 200V201H152ZM166 200V203H167V199H165ZM164 200V201H165ZM177 200V199H176ZM206 200V199H205ZM214 200V199H213ZM217 200V199H216ZM243 200V199H242ZM241 200V201H242ZM120 201V202H121ZM138 201V200H137ZM156 201H157V199H156ZM159 201V200H158ZM180 201H181V199H180ZM191 201V200H190ZM208 201V200H207ZM219 201V200H218ZM221 201V200H220ZM219 201V202H220ZM41 202V201H40ZM119 202V201H118ZM128 202V201H127ZM130 202V201H129ZM143 202H146V201H143ZM147 202H148V200H147ZM150 202V201H149ZM163 202V201H162ZM183 202V201H182ZM193 202V201H192ZM201 202V201H200ZM203 202L205 203V201L203 200ZM212 202V201H211ZM216 202V201H215ZM214 202V203H215ZM114 203V202H113ZM117 203V202H116ZM122 203H124V202H122ZM126 203V202H125ZM131 203H133V202H131ZM130 203V204H131ZM151 203V202H150ZM158 203V202H157ZM160 203V202H159ZM195 203V202H194ZM213 203V204H214ZM217 203V202H216ZM223 203V202H222ZM221 203V204H222ZM38 204V203H37ZM40 204V203H39ZM75 204V203H74ZM78 204V203H77ZM95 204V203H94ZM118 204H120V203H118ZM117 204V205H118ZM129 204V203H128ZM127 204V205H128ZM135 204V203H134ZM141 204V203H140ZM144 204V203H143ZM147 204V203H146ZM149 204V203H148ZM162 204V203H161ZM168 204V203H167ZM195 204H197V203H195ZM208 204H210V202L208 203ZM218 204V203H217ZM225 204V203H224ZM228 204V203H227ZM115 205V204H114ZM122 205H124V204H122ZM133 205V204H132ZM151 205V204H150ZM159 205V204H158ZM157 205V206H158ZM185 205V204H184ZM183 205V206H184ZM198 205V204H197ZM202 205V204H201ZM215 205V204H214ZM213 205V206H214ZM20 206V205H19ZM74 206H76V205H74ZM78 206V205H77ZM76 206V207H77ZM119 206V205H118ZM126 206V205H125ZM133 206H135V205H133ZM139 206H142V205H139ZM166 206H168V205H166ZM175 206V205H174ZM182 206V207H183ZM194 206H196V205H194ZM193 206V207H194ZM203 206H205V205H203ZM209 206V205H208ZM207 206V207H208ZM236 206V205H235ZM80 206H78V208H79ZM114 207V206H113ZM112 207V209H114ZM116 207V206H115ZM145 207H146V205H145ZM206 207V208H207ZM223 207H224V205H223ZM227 207H230V206H227ZM226 207V205H225V207H224V209L225 208H227ZM72 208H74V207H72ZM82 209H83V207H81ZM95 208V207H94ZM98 208H100V207H98ZM122 208V207H121ZM125 208V207H124ZM132 208H134V207H132ZM157 208V207H156ZM165 208V207H164ZM176 208H178V206L176 207ZM202 208H204V207H202ZM205 208V209H206ZM77 209V208H76ZM101 209V208H100ZM116 209H118V208H116ZM128 209V208H127ZM130 209V208H129ZM128 209V210H129ZM136 209H137V207H136ZM180 209H181V207H180ZM179 209V210H180ZM183 209V208H182ZM186 209V208H185ZM194 209V208H193ZM200 209V208H199ZM198 209V210H199ZM216 209V208H215ZM217 209H218V206H217ZM228 209V208H227ZM263 209V208H262ZM262 209H260V211L262 210ZM85 210V209H84ZM99 210V209H98ZM106 210H109L108 208L106 209ZM132 210V209H131ZM138 210H139V208H138ZM140 210H141V208H140ZM146 210V209H145ZM152 210V209H151ZM159 210H162V212H163V209H161V207L159 208ZM158 210V211H159ZM172 210H174V212L175 211H177L175 208L174 209H172ZM201 210V209H200ZM214 210V209H213ZM56 211V210H55ZM87 211V210H86ZM89 211V210H88ZM96 211H97V209H96ZM103 211V210H102ZM117 211H119V210H117ZM116 210H115V212H117ZM121 211V210H120ZM134 211H136V210H134ZM143 211H144V209H143ZM142 211V212H143ZM157 211V212H158ZM187 211H188V213H189V215H190V208H187ZM197 211V210H196ZM196 211H195V213H196ZM222 211H223V209H222ZM263 211H264V209H263ZM105 212V211H104ZM107 212V211H106ZM105 212V213H106ZM123 212V211H122ZM128 212V211H127ZM141 211H140V213H142ZM145 212V211H144ZM193 212V211H192ZM202 212V211H201ZM207 212V211H206ZM219 213H221L220 212V209H219V211H218ZM218 212H217V214H218ZM224 212V211H223ZM222 212V213H223ZM227 212V211H226ZM228 212H229V210H228ZM85 213V212H84ZM110 213V212H109ZM112 213V212H111ZM118 213V212H117ZM116 213V214H117ZM120 213V212H119ZM125 214H124V216L127 214L126 212H124ZM137 213V212H136ZM147 213V212H146ZM159 214H160V212H158ZM169 213V212H168ZM170 213H172V215H173V212H170ZM179 213V211H177L176 212V214H178ZM182 213V215H183V212H181ZM194 213V212H193ZM192 213V214H193ZM194 213V214H195ZM237 213H240V212H237ZM260 213V212H259ZM25 214H27V213H25ZM56 214V213H55ZM102 214V213H101ZM115 214V215H116ZM121 214H123V213H121ZM121 214H120V216H121ZM129 214V213H128ZM135 214V213H134ZM184 214H185V212H184ZM205 214H207V215H209L208 213H205ZM212 214V213H211ZM215 214H216V212H215ZM214 214V215H215ZM225 214V213H224ZM230 214H232V213H229V214H227V217H224V215H222L221 217H220V226L219 227H217L216 226V224L215 223H210V224H214L216 227H214V229H212V231L213 232H215V235H217L218 234V232L220 231V229L223 227V229H224V227L225 226H223L224 225V221L228 218V216L229 217H231L230 216ZM243 214V213H242ZM245 214V213H244ZM250 214H255V213H250ZM257 214V213H256ZM261 214V213H260ZM24 215V214H23ZM103 215H105V214H103ZM102 215V216H103ZM108 215V214H107ZM111 215V214H110ZM114 215V214H113ZM130 215V214H129ZM138 215H139V213H138ZM137 215V216H138ZM140 215H142V214H140ZM145 215V214H144ZM162 215H165V214H162ZM167 215H169V214H167ZM166 215V216H167ZM179 216H182L180 213L178 214ZM188 215V214H187ZM204 215V214H203ZM214 215H212V217L214 216ZM221 215V214H220ZM46 216V215H45ZM44 216V217H45ZM101 216V215H100ZM106 216V215H105ZM112 216V215H111ZM136 216V217H137ZM174 216V215H173ZM173 216H171V217H173ZM193 216V215H192ZM196 216V215H195ZM200 216V215H199ZM211 216V215H210ZM216 216V215H215ZM218 216H219V214H218ZM217 216V217H218ZM243 216V215H242ZM247 216V215H246ZM255 216H258V215H255ZM24 217V216H23ZM31 218V216H28V218ZM35 217V216H34ZM60 217V216H59ZM83 217V216H82ZM81 217V218H82ZM86 217V216H85ZM84 217V218H85ZM106 217H108V216H106ZM106 217H104V218H106ZM115 217V216H114ZM122 217H123V215H122ZM128 217V216H127ZM130 217V216H129ZM129 217L127 218L128 219V221H130V219H129ZM132 217V216H131ZM165 217V216H164ZM175 217V216H174ZM183 217V216H182ZM194 217V216H193ZM209 217V216H208ZM235 217V216H234ZM233 217V218H234ZM245 217V216H244ZM21 218V217H20ZM87 218V217H86ZM93 218V217H92ZM92 218H88L89 219V222L88 223H86V224H84L85 226H87V227H89V228H86V229H88L86 232H84V235H85V233H86V235H87V233H90L89 231L91 230V227L93 226L92 224H93V222H92ZM98 218V217H97ZM110 217H108V219H109ZM126 218V217H125ZM140 218V217H139ZM159 218V217H158ZM162 218H163V216H162ZM167 218H169V217H167ZM176 218V217H175ZM177 218H179L178 216H177ZM184 218V217H183ZM233 218H231L232 220H233ZM252 218H254V216L252 217ZM257 218V217H256ZM24 219V218H23ZM34 219V218H33ZM90 219H91V221H90ZM117 219H119L118 217H117ZM116 219V220H117ZM122 219V218H121ZM136 219V218H135ZM134 219V220H135ZM141 219V218H140ZM164 219H166V218H164ZM194 219V218H193ZM200 221H199V223H200V226H206L207 228H208V225H204V221H205V218H204V216H201L200 218ZM217 219V218H216ZM237 219V218H236ZM242 219H243V217H242ZM248 219V218H247ZM259 219V218H258ZM76 220V219H75ZM81 220V219H80ZM79 220V221H80ZM98 220V219H97ZM96 220V221H97ZM110 220H111V218H110ZM123 220V219H122ZM133 220V221H134ZM146 220V219H145ZM151 220V219H150ZM163 220V219H162ZM195 220H198V218L197 219H195ZM208 220V219H207ZM218 220V219H217ZM234 220H235V218H234ZM246 220V219H245ZM245 220H243V221H245ZM250 220V219H249ZM254 220V219H253ZM58 221V220H57ZM82 221H83V219H82ZM104 221V220H103ZM141 221V220H140ZM154 221H155V219H154ZM160 221V220H159ZM213 221V220H212ZM216 220H214V222H215ZM230 221V220H229ZM251 221V220H250ZM81 222V221H80ZM84 222V221H83ZM105 222V221H104ZM116 222V221H115ZM117 222H120V220L119 221H117ZM125 222V221H124ZM124 222L122 223V224H124ZM135 222V221H134ZM136 222H138V219H137V221ZM145 222V221H144ZM195 222V221H194ZM209 222V221H208ZM211 222V221H210ZM247 222H248V220H247ZM247 222H244V223H247ZM82 223V222H81ZM133 223V222H132ZM131 223V224H132ZM147 222H145L144 224H146ZM154 223H156V222H154ZM197 223V222H196ZM195 223V224H196ZM198 223V224H199ZM227 223L229 224L230 222H228V220H227ZM226 222H225V224H227ZM249 223H251V222H249ZM2 224V223H1ZM74 225H75V223H73ZM72 224V225H73ZM108 224V223H107ZM106 224V225H107ZM116 224V223H115ZM114 224V225H115ZM130 224V223H129ZM143 224V223H142ZM187 224V223H186ZM186 224H184V226L186 225ZM192 224H193V222H192ZM195 224H193V225H195ZM209 224V225H210ZM248 224V223H247ZM55 225V224H54ZM76 225L77 226H79L78 225V223H76ZM109 225V224H108ZM117 225V224H116ZM125 225V224H124ZM134 225V224H133ZM218 225V224H217ZM81 226V225H80ZM79 226V227H80ZM85 226H83L82 225V227H85ZM122 226V225H121ZM137 226V225H136ZM142 226V225H141ZM141 226H139L140 228H142ZM146 226V225H145ZM144 226V227H145ZM155 227H156V224L154 225ZM188 226H189V224H188ZM199 226V225H198ZM210 226H212V225H210ZM232 226V225H231ZM103 227V226H102ZM101 227V228H102ZM108 227V226H107ZM113 227V226H112ZM117 227V226H116ZM118 227H119V225H118ZM129 227V226H128ZM186 227V226H185ZM196 227V226H195ZM204 227L202 228V229H204ZM205 227V228H206ZM234 227V226H233ZM68 228V227H67ZM81 228V227H80ZM97 229H98V227H96ZM101 228H100V230H101ZM106 228V227H105ZM120 228V227H119ZM125 228V227H124ZM127 228V227H126ZM126 228H125V230H126ZM130 228V227H129ZM148 228V227H147ZM158 229H159V227H157ZM206 228V229H207ZM210 228V227H209ZM226 228H227V226H226ZM75 229V228H74ZM74 229H73V231H74ZM78 229V228H77ZM103 229H104V227H103ZM123 229V228H122ZM136 229H137V227H136ZM142 229H144V228H142ZM157 229V231L159 232V230ZM197 229V228H196ZM230 229V228H229ZM229 229H228V234H229ZM232 229V228H231ZM99 230V231H100ZM110 229H108L107 231H109ZM117 230V229H116ZM119 230V229H118ZM130 230V229H129ZM132 230V229H131ZM134 230V229H133ZM132 230V231H133ZM227 230V229H226ZM225 230V233L227 232ZM71 231V230H70ZM82 231H84L83 229H82ZM111 231V230H110ZM113 231V230H112ZM115 231V230H114ZM122 231V230H121ZM124 231V230H123ZM127 231V230H126ZM198 231V230H197ZM202 230H200V232H201ZM210 231H211V229H210ZM224 231V230H223ZM236 231H237V229H236ZM263 231V230H262ZM98 232V231H97ZM117 232V231H116ZM119 232V231H118ZM128 232V231H127ZM131 232V231H130ZM130 232H129V235H132V234H130ZM204 232H205V229H204ZM235 232V231H234ZM77 233V232H76ZM79 233V232H78ZM123 233V232H122ZM124 233H125V231H124ZM133 233H134V231H133ZM188 233V232H187ZM201 233H203V232H201ZM207 233H208V231H207ZM100 234V233H99ZM118 234V233H117ZM116 234V235H117ZM121 234V233H120ZM119 234V235H120ZM159 234V233H158ZM162 234H163V231H162ZM223 234V233H222ZM222 234H220V236H222ZM235 234V233H234ZM74 235V234H73ZM112 234H109V236H111ZM128 235V234H127ZM127 235H124V236H127ZM230 235V234H229ZM233 235V234H232ZM239 235V234H238ZM87 236H89V235H87ZM98 236V235H97ZM122 236V235H121ZM132 236H135V235H132ZM159 236V235H158ZM187 236V235H186ZM114 237V236H113ZM128 237V236H127ZM157 237V236H156ZM184 237V236H183ZM218 237V236H217ZM230 237H231V235H230ZM256 237V236H255ZM115 238V237H114ZM123 238V237H122ZM126 238V237H125ZM124 238V239H125ZM131 238V237H130ZM221 238H223V239H225V235H224V237L222 236ZM118 239V238H117ZM116 239V240H117ZM134 239V238H133ZM158 239V238H157ZM215 239V240H214ZM218 239V238H217ZM227 239V238H226ZM228 239H229V236H228ZM234 239V238H233ZM50 240V239H49ZM64 240V239H63ZM114 240V239H113ZM112 240V241H113ZM116 240H114V241H116ZM127 239H125V241H126ZM129 240V239H128ZM211 240H213L212 242H213V244H214V242L216 241V237L215 238H213V239H211ZM82 241V240H81ZM84 241V240H83ZM111 241V240H110ZM123 241V240H122ZM227 241V240H226ZM230 241V240H229ZM234 241V240H233ZM58 242V241H57ZM121 242V241H120ZM210 242V241H209ZM220 242V241H219ZM225 242V241H224ZM113 244H114V242H112ZM211 243V242H210ZM119 244V243H118ZM184 244V243H183ZM207 245H208V243H206ZM206 244H204V246L206 245ZM212 244V243H211ZM218 244V243H217ZM82 245V244H81ZM114 245H116V244H114ZM121 245V244H120ZM129 245V244H128ZM134 245V244H133ZM189 245H190V243H189ZM198 245V244H197ZM215 245V244H214ZM213 245V246H214ZM221 245V244H220ZM119 246V245H118ZM118 246H115V248L116 247H118ZM123 246V245H122ZM144 246V245H143ZM184 246V245H183ZM204 246H202V247H200V252H198V253H200V256L202 257L203 255L204 256H206V257H204V258H208L209 259V257L208 256H210L209 255V253H207L206 251H203V250H206V249H204ZM210 246V245H209ZM212 246V245H211ZM212 246V247H213ZM218 246H219V244H218ZM218 246H216V247H218ZM231 246H233L232 244H231ZM259 246H261V245H259ZM108 247V246H107ZM125 247H129V246H126L125 245ZM124 247V248H125ZM131 247V246H130ZM145 247V246H144ZM187 247V246H186ZM197 247V246H196ZM206 247V246H205ZM208 247V246H207ZM229 247V246H228ZM264 247V246H263ZM106 248V247H105ZM110 248V247H109ZM120 248V247H119ZM131 248H133V247H131ZM135 248V247H134ZM150 248V247H149ZM149 248H148V250H149ZM178 248V247H177ZM181 248H182V246H181ZM188 248V247H187ZM191 248H192V246H191ZM214 249H215V246L213 247ZM212 248V249H213ZM251 248V247H250ZM258 248V247H257ZM103 249V248H102ZM121 249H123V248H121ZM136 249V248H135ZM186 249V248H185ZM198 249V247L196 248V251H198L197 250ZM211 248H209V250H210ZM217 249V248H216ZM221 249V248H220ZM219 249V250H220ZM151 250V249H150ZM218 250V249H217ZM216 250V251H217ZM112 251H113V249H112ZM123 250H121L120 252H122ZM187 250H185V252H186ZM192 251H194V250H192ZM192 251H189L190 253H192ZM213 251V250H212ZM211 251V253H213ZM257 251H260V250H257ZM145 252V251H144ZM143 252V254H145ZM182 252H183V249H182ZM262 252V251H261ZM260 252V253H261ZM71 253V252H70ZM103 253V252H102ZM119 253V252H118ZM180 253H181V250H180ZM187 253H188V251H187ZM189 253V254H190ZM258 253V252H257ZM114 254H117V253H114ZM142 254V255H143ZM179 254V253H178ZM197 254V253H196ZM262 254H263V252H262ZM184 255H186V253L184 254ZM257 255H259V253L257 254ZM39 256V255H38ZM183 256V255H182ZM189 256V255H188ZM190 256H191V254H190ZM192 256H193V254H192ZM238 256V255H237ZM180 257V256H179ZM185 257H187V255L185 256ZM196 256H194V257H192V260H193V258H195ZM199 257V256H198ZM197 257V258H198ZM220 257V256H219ZM233 257V256H232ZM258 257V256H257ZM92 258V257H91ZM121 258V257H120ZM138 258V257H137ZM164 258V257H163ZM170 258V257H169ZM188 258H190V257H188ZM200 258V257H199ZM198 258V259H199ZM203 258V259H204ZM210 258H211V256H210ZM213 258V257H212ZM218 258V257H217ZM217 258H215V259H217ZM225 258V257H224ZM235 258V257H234ZM240 257H238L237 258V260L239 259ZM242 259H243V257H241ZM255 258V257H254ZM87 259V258H86ZM94 259V258H93ZM181 259V258H180ZM180 259H178V260H180ZM185 259V258H184ZM198 259H197V261H198ZM202 259V258H201ZM202 259V260H203ZM208 259H205V260H208ZM214 259V260H215ZM29 260V259H28ZM167 260H168V258H167ZM188 260V259H187ZM195 260V259H194ZM202 260H201V262H202ZM204 260V261H205ZM219 260V259H218ZM218 260H216V261H218ZM234 261L236 260V259H233ZM181 261V260H180ZM189 261V260H188ZM203 261V262H204ZM216 261H214V262H216ZM225 261V260H224ZM227 261V260H226ZM229 261H230V259H229ZM228 261V262H229ZM240 261V260H239ZM83 262V261H82ZM135 262H136V260H135ZM182 262H183V260H182ZM184 262H185V260H184ZM190 262H192L191 260H190ZM189 262V263H190ZM200 262V261H199ZM198 262V263H199ZM213 261H211V263H212ZM213 262V263H214ZM219 262V261H218ZM227 262V263H228ZM232 262V261H231ZM244 262V261H243ZM251 262V261H250ZM128 263V262H127ZM126 263V264H127ZM137 263V262H136ZM135 263V264H136ZM181 263V262H180ZM186 263V262H185ZM195 264V262H192V264ZM221 263L223 264L224 262H223V260L221 259ZM236 263V262H235ZM164 264V263H163ZM183 264V263H182ZM199 264H201V263H199ZM204 264V263H203ZM218 264H220V263H218ZM224 264H226V263H224ZM229 264V263H228ZM238 264H243V263H238ZM248 264V263H247ZM250 264H264V255H262L261 257L259 256L258 257V259H256L255 261H252Z\"/></svg>",
  "mask_w": 264,
  "mask_h": 264
}]
</instances>
